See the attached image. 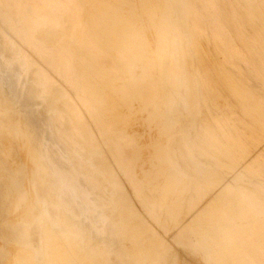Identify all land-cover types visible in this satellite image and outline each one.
Here are the masks:
<instances>
[{"label":"rangeland","instance_id":"rangeland-1","mask_svg":"<svg viewBox=\"0 0 264 264\" xmlns=\"http://www.w3.org/2000/svg\"><path fill=\"white\" fill-rule=\"evenodd\" d=\"M87 1L86 0H79V2H78V0H0V56H1L0 57V116H1L0 117V153L2 154V155L0 154V245H1V248H0V264L10 263V260L13 257L11 255L12 252L9 250V246H8L12 239L19 242L18 243V245L20 244L19 246H23L24 243L28 244L29 250H31L33 253H35L37 251L35 253V258H33V259H35L38 262V264H44V261L46 263L51 264V260H52V264H64L63 263L64 261L65 262L68 261V260H64V258L67 259L69 253L72 254L71 256H69L70 258H72L74 250H76V254L78 255V257L81 260L76 259L73 256V258L71 260L72 261L74 259H76V260H74L73 263L71 260H69L68 264H70V263L71 264H83V263L85 264L86 261L89 264L92 261H93V263H91V264H95V263L100 264V262L102 264V261L104 262L103 264H119V263L120 264H133V263L134 264H138V263L139 264H149V263L150 264H172V261H171L172 258L179 259L178 264H214L213 256H216V258L219 257V256H217V254H219L218 249L223 245V242H222L223 240L221 241V238H222V236H221L222 232H220L221 229L222 230L225 229L228 231L230 230L229 232H232V236L235 237L237 239V241L240 242V244L242 243L243 246L245 245L246 254L249 253L247 251L251 250L250 252H252V253L251 254L249 253L250 255L247 254V255H249L246 259L248 264H264V235H263L264 234V152H263L264 151V142H263L264 141V130H263L264 129V122H263L264 116H261L263 119L260 118V115H264V113H263L264 112L263 111V109H264V104H263V102H264V38H263L264 37V24H263L264 23V21H263L264 16L261 14V10L259 7L260 6L259 5L260 0H254V1L251 0L252 2H250V0L249 1L248 0H171V1L170 0H155L154 2H153V0L152 1L150 0V2H149V0L148 1L147 0L146 1H144V0L138 1L137 0V2H136V0H134V1L133 0H120V2L116 1V0L115 1L114 0H104V1L99 0L100 2H98V0H89V2H91V3L87 2ZM162 1H163V3H162ZM81 2H82V4H81ZM116 2H118L120 5H118V3H116ZM134 2L136 4L137 3L138 4L136 5ZM151 2H153V3H151ZM248 2H250L252 4V6L250 3L247 4ZM164 3L166 5H164ZM212 3L214 4V6L212 5ZM85 4L87 6H85ZM113 4H116V5H113ZM111 5H112V7H110ZM151 5L154 7L153 9H152ZM249 5L252 7V9ZM254 5L256 8H254ZM145 6H147V7H145ZM162 6H164V7L161 8ZM86 7L89 8V10ZM121 7H122V9H121ZM157 8H161V10H163V12L159 9L157 10ZM164 8L167 11H165ZM92 9L95 13L93 11H90ZM139 9H141L142 11L141 10L139 11ZM174 9L176 11H174ZM237 9H238V11H237ZM119 10L122 12H119ZM256 10H258V11H256ZM83 11L85 12V14L83 13ZM151 11H154V12L152 13ZM157 11L163 16H161ZM250 11H251V13H249ZM140 12L141 13L143 12L142 14H144V15H142ZM236 12H238V13L236 14ZM240 12H241V14H240ZM245 12L247 13V15ZM258 12H259V14H258ZM82 13L84 15H82ZM151 13L154 15H151ZM216 13L221 14V19L224 22L223 27L216 25V21H215V17H214V14H216ZM249 14L252 16L250 17ZM256 14H257V16H256ZM156 15H157V17H156ZM258 15L262 16V17H259ZM64 16H66V17H64ZM151 16L155 17V18L153 17L155 21L152 19ZM158 17L160 18V20L158 19ZM147 18H149L148 19L149 21L146 20ZM161 18H163V19H161ZM173 18H174V20H173ZM89 19L93 20L94 23H96L95 21L97 19H100L99 21H97L98 23L95 24V26L96 27L98 26V27L95 28V26L93 25L91 20H90L91 22L87 21ZM101 19L103 20V22ZM150 19L154 22H152ZM161 20H163L164 22H161ZM257 20H260V21H257ZM146 21L149 22L150 24L152 22L151 25L152 26L154 25L152 27V29L154 28V30L155 29L156 30L160 29V30L159 31L158 30L152 31L151 25L149 23H147ZM237 21L242 24V29L243 30L245 29L244 34L247 33L246 34L247 36L243 35V33L240 31L241 29L235 24V22H237ZM155 22L157 24L159 23L158 26ZM160 22L163 24V27H162V24L160 25ZM177 22L180 23L181 25H179ZM256 22H259V23H256ZM89 23H92V24H89ZM110 23H111V25H110ZM115 24H117V25L119 24V25L117 26ZM121 24H122V26H121ZM124 24L126 26H128L127 27L128 29L125 28L126 26L124 27L127 32L122 29ZM87 25H91L92 28H90V29H92V30H93V28L95 29L94 32L91 33L92 35L94 34L93 36L90 34V31L92 32V30L89 29L90 26L88 27ZM101 25H103V27ZM148 25H150V26L148 27ZM155 25L157 26V28H155ZM168 25L170 28L168 27ZM191 25H192V27H190ZM112 26H114V28L115 27H117V28L114 29ZM177 26L179 29L175 28ZM41 27H43L44 30H42ZM104 27H106L107 29H105ZM120 27H121V29H120ZM255 27H257V28H255ZM39 28L41 29L42 32H40ZM135 28L137 29V31ZM48 29L50 30V31H47L48 36H50V37L54 36L53 33H55L56 34V36H54L55 38L49 37L50 38L49 39L48 36L45 35V34H47L46 30H48ZM118 29H119V31H118ZM147 29H148V31H147ZM32 30L35 31V34L33 33ZM37 30L39 31L40 35H39ZM128 30H130V31H128ZM161 30H163V31L160 33ZM167 30L170 32H168ZM36 31H37V35H39L38 37L41 39H38V37L36 35ZM99 31H100V33L98 35ZM132 31H134L136 33L132 32ZM66 32H67V34H66ZM119 32L122 34V36H121V34L118 36ZM62 33H64V34H62ZM114 33L115 34L118 33V34L115 36ZM139 33L140 34L142 33V34L140 35ZM158 33L161 36H159ZM169 33H171L170 34L171 36L169 35ZM59 34H61V36ZM155 34L157 35V37ZM203 34H204V36H203ZM147 35L152 36L154 40L152 39V37H150V36L148 37ZM97 36L99 38H96ZM123 36L126 37V39H124ZM168 36H170V38ZM176 36L179 37L180 39L177 38ZM244 36H246V39L244 38ZM33 37H35V39H33ZM90 37H92L93 39ZM116 37H117V40H116ZM128 37H129V39H128ZM132 37H133V39H132ZM137 37H139V38H137ZM195 37L198 38L199 40H197ZM247 37H249V38L247 39ZM255 37H256V39H255ZM45 38L47 40H42ZM52 38L54 39V43H53ZM51 39H52V41H51L52 44L49 45V41ZM72 39H73V41H72ZM127 39H128V41H127ZM135 39H138V41H137L138 43L135 42L136 41ZM157 39H159V40H157ZM63 40H64V42H63ZM100 40H104L103 41L104 44ZM122 40L126 41V42H122ZM132 40H134L133 43L131 42ZM145 40H146V42H145ZM148 40L153 41L152 42L153 45H151V42H148ZM92 41H94V42L98 41V43L96 44V42H95V44H94V42H92ZM105 41H106V43H105ZM116 41L119 43H117ZM120 41L122 42V44L124 43V45H122L120 43ZM160 41H162V42L164 41V44H162L163 46H165L164 48L160 44V43H162ZM127 42H128V44H127ZM109 43H111V44H109ZM125 43L129 47L126 46ZM129 43H130V45H129ZM131 43L135 44V45H132ZM169 43H170V45H168ZM203 43H205V44H203ZM146 44H148L149 46L148 45L146 46ZM48 45L50 47H48ZM117 45H118V47H117ZM178 45H180V46H178ZM136 46H137V49L135 48ZM157 46L159 48L162 47V49L157 48ZM174 46H176V47H174ZM122 47H124V48H122ZM182 47H184L183 48L184 51H182L183 50ZM128 48H130V49H128ZM133 48H134V50H133ZM146 48L150 49V50H151V48H153L154 49V50L152 49L153 54L148 53L150 50H147ZM201 48H204V52H203V49H201ZM211 48H212V50H211ZM233 48H235V50ZM82 49H84L85 52ZM139 49H140V51H138ZM142 49H144V50H142ZM77 50H79L80 52ZM135 51H136V53H135ZM144 51H146L147 53ZM180 51L182 54L180 53ZM78 52H79V54H78ZM162 52L164 53L165 56H163ZM168 52H169V54H168ZM183 52H185V53H183ZM206 52L209 54V55H207V58H209V56H210V58L208 60L205 56V54H207ZM74 53H76L78 55V57H76V63H74V61H75V56H77V55H74ZM166 53L168 55H166ZM159 54H162V55H159ZM174 54H175V56H174ZM215 54L217 55V57ZM72 55H73V57H72ZM136 55H138V56H136ZM153 55H156V58H154ZM80 56L86 57V58L81 57L83 60V63H84L85 59L87 60V57H88V59H90L87 61L86 65H85V63L80 64V61H81V58H79ZM89 56H91V57H89ZM161 56H163V57L161 58ZM151 57H152V59L154 58L157 61H155L154 59L149 60V59H151ZM138 58H140L139 59L140 61L138 60ZM145 58L148 59L150 64L148 63V61ZM129 59H131V60H129ZM132 59H133V61L135 60L134 63H132ZM160 59H162L161 63H160ZM72 60H73V63L75 65L77 64V66L79 63L78 68L81 67V69L82 68L83 69L81 71H80V68H79V70H77L78 68H75V65L72 63ZM209 60L210 61L212 60V63L214 61L215 64L213 63V67L209 64L210 63ZM218 60H219V63H218ZM25 61H26V63H25ZM116 61H117V63H116ZM136 61H137V63H136ZM138 61H139V63H138ZM144 61L146 64L144 63ZM151 61H153V64L151 63ZM173 61H174V63H173ZM220 61H222V64L220 63ZM224 61L226 64L224 63ZM130 63H132V64H130ZM143 63H144V66H143ZM155 63H158V64L156 65ZM176 63H178V64H176ZM88 64H90V67L93 65V67L90 68L89 66H87ZM121 64L123 66H121ZM147 64H149L150 66ZM154 64L157 66V68H156V66H153ZM165 64H167V66ZM220 64L222 66H219ZM83 65H84V67H87L88 71L90 69H93V70L95 69V71H94L95 75L92 73L93 70L89 71L90 74H88L89 72L85 69L86 73H84ZM214 65H216L215 66L216 69H217V67L222 68L224 66L225 70L223 68H222L223 70L220 68H219L220 70L217 69L218 71L214 70V68H215ZM119 66L121 68H124L122 70L126 69L125 70L126 74H128V73L129 74L127 76H125V72L122 71ZM159 66H161V68H159ZM96 68H97V70H96ZM134 68H137L138 70L137 69H135V70L138 72H136L134 70ZM226 69L229 71V74L231 73L232 76H230L228 74V71ZM74 70H75V72H74ZM79 71L81 72L80 73L81 76L83 75L82 72L84 73L85 78H84V76L82 78L85 80L82 81V79L79 75ZM97 71H99V72H97ZM116 71H118V73ZM133 71L135 72V74ZM155 71H157V73ZM226 71H227V73L225 74ZM30 72H32V73H30ZM122 72L124 75L122 74ZM98 73H99V75H98ZM100 73H101V75H100ZM136 73H138V75H136ZM194 73L196 75V78L193 77ZM104 74H106L108 77H106V75H104ZM113 74H114L115 78L117 77V79H115L112 76ZM220 74H221V77H220ZM119 75L122 76V78ZM91 76H92V79H91ZM93 76L94 77L96 76V79ZM151 76H152V79H151ZM156 76H158L157 78L159 80L156 78ZM27 77L28 78L30 77V79L27 80ZM86 77H88V78H86ZM100 77L101 78L106 77L104 79L106 82L103 79L100 80L99 79ZM111 77H112V80H111ZM160 79H161V81H160ZM90 80L92 81V83H91L92 86L90 85ZM93 80H95V82ZM20 81H21V83H20ZM86 81H88V84L86 83ZM236 81H237V83H236ZM26 82H28L29 85ZM30 82L32 84L35 82L36 84L34 83L32 85ZM39 82H40V84H39ZM93 82L95 84H93ZM96 82H98V83H96ZM162 82H164V83L162 84ZM82 83L86 84L85 85L86 88L88 86H90V87H88L90 89H86L85 87H82L83 86ZM124 83H125V85H124ZM105 84H107V86ZM224 84H225V86H227L226 88H225ZM102 85H104V86H102ZM154 85H155V87H154ZM159 85H160V87H159ZM31 86H33V87H31ZM108 86H111V87L108 88ZM236 86L237 87L239 86L238 88H240V89H238ZM254 86H256V87H254ZM93 87H94V89H93ZM83 88H85V89H83ZM91 88H92V90H91ZM97 88L101 89V90H99L100 92L97 90ZM102 88H103V90H102ZM253 88H256V89L253 90ZM158 89H159V91H158ZM47 90H49V91H47ZM83 90H85L86 93L89 94V96ZM108 90H110V91H108ZM233 90H236V91H233ZM53 91H55V92L53 93ZM73 91H75V92L73 93ZM46 92L47 93L49 92V95ZM101 92L102 93L104 92L103 94H105V95L107 94V96L109 95L110 97L104 96L103 94H101ZM208 92L213 94L214 97L218 98L216 100L217 102L215 101L214 98H212L214 100L211 99V94H209ZM90 93L93 96H90ZM110 93H111V95H110ZM225 93H227V94H225ZM231 93H233V94H231ZM73 94H75V95H73ZM157 94H159L160 96ZM188 94H189V96H188ZM57 95H59V96H57ZM98 95H100L99 96L100 98L102 96V100L98 97ZM68 96H70V97H68ZM115 96L120 100H118L117 98L115 99ZM162 96L165 99H163ZM219 96L221 97V100L219 99L220 98ZM92 97L94 99H92ZM158 97H159V99H158ZM95 98H97L100 101H98ZM105 98H107V99H105ZM156 98H157V101H156ZM103 99H104V101H103ZM108 99H109V101H106ZM114 99L119 101V106L116 105L115 108H111V107H114L112 105L113 104L112 102ZM160 99L161 100L163 99L162 101H165V102L164 103L161 102L162 103L161 104ZM223 99L227 100L228 102L223 101ZM51 100H53V101H51ZM218 100L221 101L222 104L219 103ZM120 101L121 102L123 101V102L121 103ZM212 101H214L213 102L214 105H211V104H213V103H211ZM240 101H242V102H240ZM261 101H263L262 104H261ZM53 102H54V104H53ZM102 102H104V103H102ZM157 102H159V103H157ZM225 102H227L228 105ZM33 103H35V104H33ZM90 103L91 104L97 103V105L100 103L101 106L99 104L98 106H100V107L97 109L98 106L96 108L94 107V106H96V104L90 105ZM110 103L112 105L111 107H109ZM139 103L142 105L141 107H140ZM215 103L216 104L219 103L220 105H217L215 107ZM224 103L226 104L227 108L225 107ZM48 104H49V106H48ZM106 104H109V105L106 106ZM68 105H69V107H68ZM136 105H138L139 108H137ZM156 105H157V107H156ZM161 105H163V106H161ZM234 105H236L237 107ZM240 105H242V106H240ZM59 106H61V107H59ZM108 107L111 110H109ZM135 107L137 109H134ZM155 107H156V109H155ZM159 107H161V108L163 107L164 109L162 108L163 109L162 110L160 108L161 109L160 110ZM202 107H204V109ZM217 107H218V109H217ZM59 108H61V109H59ZM69 108H70V110H69ZM104 108H105V110H104ZM124 108H125V110H124ZM131 108L133 110H131ZM157 108L160 111H157ZM165 108H167V109H165ZM116 109L118 110V112H120L119 113L120 116H118V112L116 111ZM223 109H224V111H221V113H220L219 111L223 110ZM225 109H226V111H225ZM240 109H242V110H240ZM165 110H167L166 111L167 113H165ZM252 110H254L255 112ZM102 111H103V113H102ZM122 111L124 112L123 113L124 115H125V113L127 115L122 116L121 115ZM258 111L261 114H259ZM114 112H116L117 114L114 115L113 114ZM158 112H160L159 113L160 115L158 114ZM4 113H7V114H4ZM106 113H109V114L112 113L115 117L117 116V119L112 114L110 115L112 118L110 119V116L108 118V114H106ZM135 113L137 115H135ZM161 113L163 115L165 113L166 117L163 116ZM217 113H218V115H217ZM257 113H258V115H257ZM42 115H43V117H42ZM230 115H231V117L229 118ZM44 117H46L45 118L46 121L43 120ZM134 117H137V118H134ZM41 118H42V120H41ZM48 118H50V121ZM57 118L60 120H57ZM119 118L122 121L121 125H124L123 127L122 126L120 127V119ZM148 118H149V120H148ZM171 118H173L174 120ZM118 119H119V121H118ZM129 119H130V121L132 119L133 122L131 121L132 122L131 123L129 121ZM62 120H64L65 122H63ZM49 122H50V124H49ZM78 122H79V125H78ZM125 122L129 123L126 125H128V126L131 125L132 127L131 126L127 127L124 124ZM218 122L220 123V125ZM55 123H56V125H58V127H56ZM178 123H180V124L178 125ZM117 125L119 126V128ZM255 125H257V127ZM125 126L127 127L126 130H125V128H126ZM258 127H259V130H258ZM43 128H45V129H43ZM83 128L86 130L84 131ZM122 128L125 130V132L127 134L130 132L129 135H127V134L119 135L121 133L124 134V132H123L124 130H122ZM128 128H130L129 131H128ZM41 129L44 130V134H42ZM119 129H121V130H119ZM53 130L54 131L58 130L60 136H62V137L70 138L71 139L70 142L73 140L72 142L75 145V146L73 144H71V146L67 145L66 146L67 147V153L60 151L58 154V160H60V162H59L60 167H66V165L69 166L70 164L72 165L71 169H68V167H67L64 169L62 168V170H64L65 173H67V171L69 170L70 171L69 172L70 177H71V173H72V175L74 176L73 180L75 181V188L73 190V196H72V194H70L69 195L70 198H69L67 195L68 187L65 186V188L63 189V190H65L64 193H63V190L61 189V190L56 191L58 193H55L52 196L53 200H51V205L50 204L44 205V203H41L39 200H37V198H35L34 195H32V193L30 192L32 190H35V186H34L35 181H36L35 180L36 179L35 174L37 171V170H35L36 169L35 166H36V164L41 163V162H39V160H37V158L39 157V154H42L41 152L36 153V149L38 148V146H36L35 143H36V139L39 140V137H42V135H44L45 138H48V137L51 138L52 136H55ZM261 130H263V131H261ZM82 131H84V132H82ZM257 131H259V132H257ZM110 135H111V137H110ZM159 135L161 138L159 137ZM154 136H155V138H154ZM156 136H158V137L156 138ZM108 137H110V138H108ZM162 137L164 138V140L165 139L166 140L164 141ZM95 138H96V140H95ZM160 139H161V142H160ZM165 142H166V144H165ZM169 142L171 143L173 148ZM93 143L96 146H92ZM160 143L161 144L163 143L161 146L164 149L161 148V146L159 147ZM177 143L179 145L180 144L181 145L179 146ZM21 144H23V145H21ZM81 144L84 146V148ZM106 144H107V146H106ZM111 144H112V146H111ZM115 144H116V148L114 146ZM133 144L135 145V147L133 146ZM157 145H158V147H157ZM30 146L34 152L32 150L30 151ZM85 146H86V148H85ZM88 147H90V148H88ZM186 147H188V148H186ZM157 148L162 149L163 153H162V150L161 151L157 150ZM174 148L177 150L176 156H175V154H173V153H175ZM41 149L42 148L39 146V150H41ZM133 149H135L134 151L137 154L136 156H133L135 153L133 151ZM172 149H173V153L171 152ZM91 150H93V151H91ZM137 150H139V151H137ZM156 150H157V152H156ZM79 151L81 152L82 155L79 153ZM158 151H160L163 154V159L165 156V159H164L165 161L164 160L160 161V159H162V158H160L158 160L160 163L157 161V159L160 156L162 157V154L160 152H159L160 154H158ZM169 151H170V154H169ZM153 152H155V153H153ZM164 152H165V155H164ZM77 153H79V154H77ZM94 154H96V155H94ZM85 155H86V157H85ZM87 155L88 156L92 155V157L89 158ZM138 155H139V157H138ZM49 156H50V154H49ZM113 156H115V157H113ZM177 156H178V158H177ZM150 157H152V158L150 159ZM154 157L157 159H155ZM95 159L96 160L99 159L98 160L99 162L96 161ZM149 159H150V161H152V159L156 160L155 163L158 162V164L156 165L154 163V161L149 162ZM171 159L175 162H173ZM177 159H179V160H177ZM94 161H96V162H94ZM161 162H163V164ZM166 162L168 164V165L166 164L167 167L165 165ZM172 162L175 163V166ZM176 162L178 164L181 163L177 167L179 169L176 168V166L178 165ZM134 164H135V166H134ZM151 164H153V167ZM158 165H160V167ZM157 166L160 169L158 168L159 170L158 169H155V170L159 171V173L162 175L163 179L161 178V175L159 176V173L155 172V170H154V168H157ZM129 167H130V169H129ZM161 167H164L162 169H165V168H167V169H165L163 171V170H161ZM182 167L184 169H182ZM96 168L98 170L101 169L100 170L101 173L99 174L98 177L94 174V171ZM144 168L146 170H144ZM166 170L169 172H167ZM104 171H107V172H104ZM131 171H132V173L134 172V174H133L134 177L132 176ZM160 171H163V172H160ZM152 172H155L156 176H155V173H152ZM164 172L166 173V175L163 174ZM210 172H212V173H210ZM215 172H217V173H215ZM171 173H172L173 177H171L172 176ZM195 173H196V175H195ZM146 174H148V175H146ZM153 175L155 177H152ZM167 175H168V177H167ZM175 175H178V177ZM207 175H208V177H207ZM93 176H95V177H93ZM157 176H159V177H157ZM180 176H182L183 178ZM28 177H29V179H28ZM204 177H206V178H204ZM153 178H155V179L153 180ZM172 178L173 179L175 178L176 182H174L175 180H172ZM181 178H182V182H181ZM157 179L161 180L162 183L165 182L163 185L169 184L170 186H172L171 189L173 187L178 189V186H179V189L181 190L183 187V184H185V181H186V184L184 186L187 185V182H188V185L189 184H191V185H189L190 186V187H188L189 189L186 188L187 186L185 188H183L182 189L183 191L181 190L182 192L179 191L180 193L177 192V190H176L175 191V192H177V194H176V193H172V192H174L175 189L174 190L172 189L173 190L172 191L170 189V186H163L161 183H159L160 181H157ZM111 180H113L115 183L110 182ZM164 180H167V181H164ZM218 180H220V181H218ZM66 181H67V178H65V182ZM70 181H71V178H70ZM82 181H84L83 182L84 184L81 183ZM168 181H171L172 183L171 182L169 183ZM173 182L176 185H174ZM12 183H14L16 185L15 187L17 188V192L14 195L17 198L16 202L11 201L12 196L10 198L6 199L7 190L9 188V186H11ZM154 183L157 184V185H155L154 188L156 189V191L158 190V193L156 191L154 193L159 194L161 192L163 193V191H164L165 197H163L164 196L163 194H159V195H163L161 197L157 194L151 195V193H153L152 191L155 189L153 187H150V185L152 184L151 186H153ZM171 184H173V185H171ZM88 185L90 186V189L88 188L89 187ZM107 185H109V192H111V195H112L110 197L108 196L109 192L107 189L108 188ZM105 186H107V187H105ZM139 186H140V188H139ZM160 186L162 187L163 191H161L162 189H160ZM242 187H244L245 190H244V188L242 189ZM152 188H153V190H152ZM248 188L253 189V190H249ZM28 189H30V191ZM147 189H149V191ZM184 189L185 190L188 189L187 191H189V192H187L188 193V198L186 197L187 199L185 198V195L187 196V193L184 191ZM146 190L148 192H146ZM165 190L168 193H166ZM255 190H257V191H255ZM23 191L27 195H25L23 193ZM208 191H209V193H208ZM118 192H119V195H118ZM18 193H20V194H18ZM30 193L33 197H31ZM173 194H175V196ZM210 194L212 196L214 195L213 200L211 199L212 197H209ZM231 194H233V195H231ZM201 195H203V196L201 197ZM221 195L223 197H221ZM55 196H56V198H55ZM152 196H154L155 200L153 198H151ZM172 196L175 200L172 198ZM226 196H227V198H226ZM260 196H263V197H260ZM15 197H14V200H15ZM107 197H109V199ZM147 197L148 198L150 197V198L148 199ZM157 197L159 198V201L157 200L158 199ZM166 197L168 200L166 199ZM180 197H182L181 199L185 198L184 201L181 200V202L183 201L182 203L180 202V199H179ZM64 198H65V200H64ZM72 198L74 200L73 202H72ZM28 199L30 202H28ZM163 199H164V201H162ZM207 199L209 200V202H207ZM210 199H211V201H210ZM147 200H150V201H147ZM195 200H197V201L195 202ZM31 201H32V203H31ZM122 201H124V202H122ZM167 201L169 202V204ZM185 201H187V202L185 203ZM27 202L29 204L31 203L34 207L41 209L38 211V213L35 216H33V219H31L30 221L28 220V218H26V215L24 213L18 214L19 210L21 209L20 207L26 205L25 203H27ZM158 202H160V203L162 202L163 206ZM166 202L168 205L171 204L170 206H172V208L169 206L170 210H169V207L166 204ZM230 202H232V204ZM15 203L18 204V206H19L17 210H13V205ZM22 203H23V205H22ZM176 203H178V204H176ZM179 203H181V205ZM183 203H185V204H183ZM205 203H206V205H205ZM239 203H241V205ZM243 203H244V206H243ZM202 204H203V206H202ZM164 205H166V206H164ZM176 205L177 206L179 205L181 207L184 206V207L180 208L178 206L179 209H177L178 207ZM186 205H188V207ZM175 206H176V208H174ZM124 207H126V208H124ZM159 207L161 210L158 211ZM161 207H163V208L165 207V209H163ZM186 207H187V209H185ZM44 209H45V214L43 211ZM172 209H174V210H172ZM204 209L207 211H204ZM9 210H10V212H9ZM127 210H128V212H127ZM165 210L168 211V213L171 211H173V212L169 213L170 216H167L166 215L167 212ZM179 210H180V212L183 213V215H184L183 217H181L182 213L180 214L178 212ZM234 210H236V211L238 210V211L236 212ZM56 211L58 214L56 213ZM163 211H165L166 213H164ZM213 211H215V212H213ZM116 212H117V214H116ZM153 212H155V213L153 214ZM162 212L164 215L162 214ZM176 212L178 213V215ZM173 213L174 214L176 213V215H174ZM184 213H187V215ZM207 213H209V214H207ZM14 214L16 216H18V215L19 216L15 217V219H14V218H12L14 216ZM124 215H125V217L123 218ZM157 215H160V216H158L159 218L157 217ZM188 215H190V216L188 217ZM94 216H96V218ZM118 216H119V218H118ZM155 216L157 218H155ZM172 216H180V217H177L179 221H177V219H176L175 221L177 223L175 222V224L171 225V227H170L169 224L170 223L173 224V222H174L173 218H176V217L170 218ZM202 216H203V219H202ZM230 216L232 217V219ZM10 218H12V220H9ZM180 218H182V221L180 220ZM210 218H212V219H210ZM236 218H237V220H236ZM128 219H130L131 221ZM184 219H186V220H184ZM112 220H113V222H112ZM169 220H171L173 222H171ZM223 220H224V222H223ZM21 221H24L26 223L21 222ZM68 221H70V222H68ZM184 221H185V224H184ZM205 221H207V222L203 223ZM215 221H217V222H215ZM29 223H30V225H29ZM83 223H84V225L88 224L87 230H86L87 226L85 227L83 225ZM210 223H212V224L210 225ZM219 223H221V224H219ZM32 225H33V227H32ZM108 225H109V227H108ZM195 225H196V227H195ZM224 226H225V228H224ZM82 227H83V229H82ZM23 228H25L27 233H29L28 237L25 239L22 237ZM190 228L193 230L194 229L196 230V228H197V230H198L197 233H198L199 237H198L197 233L195 234V238L197 239V245H198L197 250H196L197 252L196 251H194V252L189 251L187 246H184V247L181 246L180 248L178 247L179 246L178 245L179 240H182L185 242L188 239V237L190 236L188 233V230ZM108 229H109V231H108ZM136 230H138V231H136ZM232 230L235 232H233ZM48 231H49V233H47ZM203 231H205V232H203ZM214 232H216V233H214ZM134 233H136V234H134ZM204 233H206L207 235ZM50 235H52V236H50ZM201 235H203L201 237L202 239L200 238ZM86 236H88V237H86ZM68 237L72 241V242L69 241L70 242L69 244L67 242L68 247H70L71 243L74 244V242L77 245L74 246L75 247L74 248L73 245L71 244V247L69 249H71L73 247L72 248L73 250H70V252L67 254L66 251H69V250L66 247H64L63 242L66 245L65 240L68 241ZM149 237H151V238H149ZM203 237H204L205 241H204ZM209 237H210V239H209ZM219 237H220V239H219L220 241H213V239L217 240V238H219ZM32 238L36 239L37 241L33 240ZM93 238H95V239H93ZM121 238H123L124 241ZM158 238L161 241H158L159 240ZM50 239L57 242V245L60 246V247L59 246L58 247L61 251L63 249L65 250V251H62L61 253H59L60 250L58 249L59 250L58 254L59 255L61 254L60 256L63 255L64 256V258H63V256L60 257L56 253L57 249L52 248V250L55 249V253L58 255V256H56V258H58L57 262L55 261L56 260L55 257H54V259H55L54 260V259H52V256H51L52 253L54 252V250L52 252H51V250H49V246H52V244L54 243V241H52ZM199 239H201L202 241ZM19 240H21V241H19ZM45 240L47 243L45 242ZM57 240H59V241H57ZM61 240L62 241L64 240V241L62 242ZM103 240H105V241H103ZM199 241H200V243L201 242H204V243H201L202 244L201 245V244H199ZM93 242H94V244H93ZM103 242H105V243H103ZM154 242H156V243H154ZM207 242L208 243L210 242L211 246ZM214 242H216V244ZM217 242H220L221 245ZM59 243L63 246H61ZM136 243H138V244L136 245ZM126 244H127V247H126ZM109 245H111V246H109ZM212 245H214V246H212ZM115 246L118 248H116ZM152 246H154L155 248H152ZM207 246H209V247H207ZM46 247H47V250H45ZM100 247H102V248H100ZM247 247H249V248H247ZM61 248H63V249H61ZM76 248H78V249H76ZM87 249H89V250H87ZM77 250H79V252ZM161 250H163V251H161ZM39 251H41L42 253ZM45 251L48 252V255L46 254ZM86 251L90 255L92 254L94 257V258H92V261L90 260V262H88V259H85L86 261L84 260L85 257L86 258L89 257V259H91V257H92V255L89 256V254H87ZM64 252L66 253L67 257H65ZM215 252L217 254H215ZM223 252L227 253V251H225V250ZM55 253H53V255ZM226 253H224V254L227 255V257H231V258L227 259V262H226V260H225L226 257L224 259L225 255H223V259L225 260V262L227 264H230L231 262L233 263V260H235L236 255H234V253L229 252L230 254L228 256V254H226ZM84 254H86V256ZM154 254H156V255H154ZM231 254H233V256ZM43 255L46 258H44ZM170 255H171V258H170ZM82 256H84L83 259H82ZM154 257H155V259H152ZM60 258H63V260H64L63 262L61 261L62 263L59 261ZM168 258H170V259H168ZM43 259H48V260L46 261ZM83 260H84V262H83ZM96 260H100V262L96 261ZM151 260H152V262H151ZM228 260L229 261L231 260V262L229 263ZM235 262L237 263V260H235L233 264H236ZM224 263L222 261V264H224ZM26 264H31L30 259L29 260L26 259Z\"/></svg>","mask_w":264,"mask_h":264},{"label":"bare ground","instance_id":"bare-ground-1","mask_svg":"<svg viewBox=\"0 0 264 264\" xmlns=\"http://www.w3.org/2000/svg\"><path fill=\"white\" fill-rule=\"evenodd\" d=\"M86 1H87V0H86ZM103 1H104V0H103ZM114 1H115V0H114ZM116 1H119V2H120V0H116ZM133 1H134V0H133ZM138 1H139V0H138ZM144 1H146V0H144ZM147 1H148V0H147ZM151 1H152V0H151ZM154 1H155V0H153V2H154ZM170 1H171V0H170ZM248 1H249V0H248ZM253 1H254V0H253ZM78 2H79V0H78ZM87 2H89V0H88ZM98 2H100V1L98 0ZM121 2H122V1H121ZM136 2H137V0H136ZM140 2H141V1H140ZM149 2H150V0H149ZM153 2H151V3H153ZM164 2H165V1H164ZM236 2H237V1H236ZM250 2H252V1L250 0ZM250 2H248L247 4H249ZM259 2H260V3H259V5H260L259 7H260V10H261V14L264 16V0H260ZM84 3H85V2H84ZM84 3H83V4H84ZM89 3H91V2H89ZM116 3H118V2H116ZM134 3H135V2H134ZM144 3H145V2H144ZM162 3H163V1H162ZM205 3H206V2H205ZM254 3H255V2H254ZM79 4H80V3H79ZM81 4H82V2H81ZM86 4H87V3H86ZM86 4H85V6H87ZM110 4H111V3H110ZM135 4H136V3H135ZM137 4H138V3H137ZM137 4H136V5H137ZM167 4H168V3H167ZM250 4H251V3H250ZM59 5H60V4H59ZM113 5H116V4H113ZM118 5H120V4L118 3ZM145 5H146V4H145ZM148 5H149V4H148ZM154 5H155V4H154ZM164 5H166V4L164 3ZM171 5H172V4H171ZM171 5H170V6H171ZM212 5L214 6L213 3H212ZM65 6H66V5H65ZM139 6H140V5H139ZM139 6H138V7H139ZM159 6H160V5H159ZM232 6H233V5H232ZM245 6H246V5H245ZM249 6H250V5H249ZM251 6H252V4H251ZM251 6H250V7H251ZM110 7H112V5H111ZM145 7H147V6H145ZM151 7H152V9L154 8L152 5H151ZM163 7H164V6H162L161 8H163ZM168 7H169V6H168ZM172 7H173V6H172ZM178 7H179V6H178ZM46 8H47V7H46ZM86 8H87V7H86ZM103 8H104V7H103ZM155 8H156V7H155ZM161 8H157V10H158V9L161 10ZM175 8H176V7H175ZM254 8H256L255 5H254ZM84 9H85V8H84ZM87 9L89 10V8H87ZM100 9H101V8H100ZM107 9H108V8H107ZM110 9H111V8H110ZM121 9H122V7H121ZM124 9H125V8H124ZM235 9H236V8H235ZM251 9H252V7H251ZM101 10H102V9H101ZM140 10H141V9H139V11H140ZM150 10H151V9H150ZM164 10H165V8H164ZM169 10H170V9H169ZM90 11H93V9L90 10ZM141 11H142V10H141ZM161 11L163 12V10H161ZM165 11H167V10H165ZM174 11H176V10L174 9ZM237 11H238V9H237ZM243 11H244V10H243ZM256 11H258V10H256ZM63 12H64V11H63ZM87 12H88V11H87ZM93 12H94V11H93ZM119 12H122V11L119 10ZM151 12L153 13L154 11H151ZM157 12H158V11H157ZM83 13L85 14L84 11H83ZM83 13H82V15H84ZM94 13H95V12H94ZM140 13H141V12H140ZM142 13H143V12H142ZM142 13H141V14H142ZM152 13H151V15H154V14H152ZM155 13H156V12H155ZM158 13H159V12H158ZM166 13H167V12H166ZM166 13H165V14H166ZM237 13H238V12H236V14H237ZM245 13H246V12H245ZM249 13H251V11H250ZM253 13H254V12H253ZM63 14H64V13H63ZM87 14H88V13H87ZM116 14H117V13H116ZM159 14H160V13H159ZM163 14H164V13H163ZM240 14H241V12H240ZM258 14H259V12H258ZM64 15H65V14H64ZM82 15H81V16H82ZM90 15H91V14H90ZM90 15H89V16H90ZM142 15H144V14H142ZM157 15H158V14H157ZM157 15H156V17H157ZM160 15H161V14H160ZM246 15H247V13H246ZM246 15H245V16H246ZM249 15H250V14H249ZM86 16H87V15H86ZM96 16H97V15H96ZM161 16H163V15H161ZM167 16H168V15H167ZM167 16H166V17H167ZM171 16H172V15H171ZM176 16H177V15H176ZM251 16H252V15H250V17H251ZM256 16H257V14H256ZM258 16H259V15H258ZM64 17H66V16H64ZM90 17H91V16H90ZM98 17H99V16H98ZM105 17H106V16H105ZM151 17H152V16H151ZM151 17H150V18H151ZM153 17H154V16H153ZM153 17H152V19L154 20L155 17H154V18H153ZM214 17H215L216 25H217V26H220V27H223V26H224V22H223L222 19H221V14L216 13V14H214ZM254 17H255V16H254ZM259 17H262V16H259ZM88 18H89V17H88ZM91 18H92V17H91ZM99 18H100V17H99ZM131 18H132V17H131ZM143 18H144V17H143ZM252 18H253V17H252ZM64 19H65V18H64ZM95 19H96V18H95ZM118 19H119V18H118ZM148 19H149V18H147L146 20L149 21ZM158 19L160 20L159 17H158ZM158 19H157V20H158ZM161 19H163V18H161ZM176 19H177V18H176ZM258 19H259V18H258ZM90 20H91V19H89V20H87V21H89V22L92 21L93 25L95 26V24L98 23L97 21H99L100 19H97V20L95 21L96 23H94L93 20H91V21H90ZM101 20H102V19H101ZM105 20H106V19H105ZM110 20H111V19H110ZM142 20H143V19H142ZM150 20H151V19H150ZM173 20H174V18H173ZM179 20H180V19H179ZM262 20H263V19H262ZM58 21H59V20H58ZM84 21H85V20H84ZM119 21H120V20H119ZM125 21H126V20H125ZM139 21H140V20H139ZM147 21H146V22H147ZM151 21H152V20H151ZM154 21H155V20H154ZM154 21H152V22H154ZM242 21H243V20H242ZM255 21H256V20H255ZM257 21H260V20H257ZM263 21H264V20H263ZM40 22H41V21H40ZM100 22H101V21H100ZM102 22H103V20H102ZM109 22H110V21H109ZM114 22H115V21H114ZM152 22H151V24H152ZM157 22H158V21H157ZM161 22H164V21L161 20ZM161 22H160V25L162 24ZM170 22H171V21H170ZM243 22H244V21H243ZM92 23H89V24H92ZM129 23H130V22H129ZM141 23H142V22H141ZM147 23H149V22H147ZM155 23H156V22H155ZM172 23H173V22H172ZM172 23H171V24H172ZM174 23H175V22H174ZM177 23H178V22H177ZM256 23H259V22H256ZM260 23H261V22H260ZM39 24H40V23H39ZM87 24H88V23H87ZM99 24H100V23H99ZM113 24H114V23H113ZM142 24H143V23H142ZM142 24H141V25H142ZM149 24H150V23H149ZM151 24H150V25H151ZM153 24H154V23H153ZM156 24H157V23H156ZM158 24H159V23H158ZM158 24H157V26H158ZM178 24L181 25L180 23H178ZM235 24L241 29L240 31L243 33V35H246V34H247V33L244 34V30H245V29H244V30L242 29V24H241V23H239V22L237 21V22H235ZM263 24H264V23H263ZM263 24H262V25H263ZM69 25H70V24H69ZM93 25H92V26H93ZM103 25H104V24H103ZM103 25H101V26L103 27ZM110 25H111V23H110ZM115 25H117V24H115ZM118 25H119V24H118ZM118 25H117V26H118ZM150 25H148V27H149ZM165 25H166V24H165ZM257 25H258V24H257ZM65 26H66V25H65ZM87 26H88V27L90 26L89 29L92 28L91 25H87ZM94 26H93V27H94ZM104 26H105V25H104ZM121 26H122V24H121ZM125 26H126V25L124 24V26H123V28H122L123 30H125V28L128 27V26H126V27H125ZM153 26H154V25H153ZM153 26L151 25V29H152ZM157 26L155 25V28H157ZM166 26H167V25H166ZM174 26H175V25H174ZM231 26H232V25H231ZM243 26H244V25H243ZM34 27H35V26H34ZM97 27H98V26H97ZM97 27L95 26V28H97ZM99 27H100V26H99ZM106 27H107V26H106ZM106 27H104V28L107 29ZM112 27L114 28V26H112ZM124 27H125V28H124ZM130 27H131V26H130ZM146 27H147V26H146ZM160 27H161V26H160ZM160 27H159V28H160ZM162 27H163V24H162ZM168 27H169V25H168ZM180 27H181V26H180ZM190 27H192V25H191ZM259 27H260V26H259ZM32 28H33V27H32ZM41 28H42V30H44L43 27H41ZM45 28H46V27H45ZM47 28H48V27H47ZM70 28H71V27H70ZM86 28H87V27H86ZM115 28H117V27H115ZM115 28H114V29H115ZM131 28H132V27H131ZM133 28H134V27H133ZM136 28H137V27H136ZM136 28H135V29H136ZM169 28H170V27H169ZM175 28H178V26L175 27ZM255 28H257V27H255ZM36 29H37V28H36ZM57 29H58V28H57ZM57 29H56V30H57ZM59 29H60V28H59ZM100 29H101V28H100ZM120 29H121V27H120ZM127 29H128V28H127ZM139 29H140V28H139ZM145 29H146V28H145ZM173 29H174V28H173ZM178 29H179V28H178ZM39 30H40V32H42L40 28H39ZM61 30H62V29H61ZM70 30H71V29H70ZM90 30H92V29H90ZM94 30H95V29L93 28L92 32L90 31V34L93 33ZM101 30H102V29H101ZM130 30H131V29H130ZM130 30H128V31H130ZM157 30H158V29H157ZM157 30H156V29L154 30V28L152 29V31H157ZM159 30H160V29H159ZM159 30H158V31H159ZM192 30H193V29H192ZM206 30H207V29H206ZM233 30H234V29H233ZM32 31H33V30H32ZM37 31H38V30H37ZM37 31H36V35H37ZM47 31H50V30H49V29L46 30V33H47ZM88 31H89V30H88ZM110 31H111V30H110ZM116 31H117V30H116ZM118 31H119V29H118ZM118 31H117V32H118ZM125 31H126V30H125ZM136 31H137V29H136ZM145 31H146V30H145ZM145 31H144V32H145ZM147 31H148V29H147ZM149 31H150V30H149ZM162 31H163V30H161L160 33H161ZM167 31H168V30H167ZM176 31H177V30H176ZM178 31H179V30H178ZM227 31H228V30H227ZM111 32H112V31H111ZM120 32H121V31H120ZM120 32H119V34L117 33L118 36L121 34ZM126 32H127V31H126ZM132 32H134V31H132ZM168 32H170V31H168ZM168 32H167V33H168ZM251 32H252V31H251ZM33 33L35 34V31H33ZM38 33H39V31H38ZM52 33H53V32H52ZM99 33H100V31L98 32V35H99ZM104 33H105V32H104ZM108 33H109V32H108ZM112 33H113V32H112ZM124 33H125V32H124ZM124 33H123V34H124ZM134 33H136V32H134ZM148 33H149V32H148ZM3 34H4V33H3ZM44 34H45V33H44ZM50 34H51V33H50ZM50 34H49V35H50ZM53 34H54V36H56L55 33H53ZM62 34H64V33H62ZM66 34H67V32H66ZM114 34H115V33H114ZM117 34H115V36H116ZM139 34H140V33H139ZM141 34H142V33H141ZM141 34H140V35H141ZM149 34H150V33H149ZM158 34H159V33H158ZM164 34H165V33H164ZM170 34H171V33H169V35H170ZM31 35H32V34H31ZM39 35H40V33H39ZM39 35H37V37H38ZM45 35L48 36V33L45 34ZM45 35H44V36H45ZM59 35L61 36V34H59ZM81 35H82V34H81ZM91 35H92V34H91ZM93 35H94V34H93ZM93 35H92V36H93ZM96 35H97V34H96ZM101 35H102V34H101ZM103 35H104V34H103ZM126 35H127V34H126ZM134 35H135V34H134ZM134 35H133V36H134ZM155 35H156V34H155ZM173 35H174V34H173ZM251 35H252V34H251ZM261 35H262V34H261ZM47 36H46V37H47ZM54 36H51V37L55 38ZM60 36H59V37H60ZM109 36H110V35H109ZM121 36H122V34H121ZM138 36H139V35H138ZM147 36H148V35H147ZM149 36H150V35H149ZM149 36H148V37H149ZM153 36H154V35H153ZM159 36H161V35L159 34ZM164 36H165V35H164ZM170 36H171V35H170ZM170 36H168V37L170 38ZM180 36H181V35H180ZM203 36H204V34H203ZM246 36H247V35H246ZM246 36H244L245 39H246ZM37 37H36V38H37ZM49 37H50V36H48V38H49ZM51 37H50V38H51ZM67 37H68V36H67ZM71 37H72V36H71ZM100 37H101V36H100ZM123 37H124V36H123ZM134 37H135V36H134ZM150 37H152V36H150ZM156 37H157V35H156ZM176 37H177V36H176ZM252 37H253V36H252ZM260 37H261V36H260ZM43 38H44V37H43ZM50 38H49V39H50ZM53 38H52V39H53ZM82 38H83V37H82ZM90 38H92V37H90ZM94 38H95V37H94ZM96 38H99V37L97 36ZM121 38H122V37H121ZM135 38H136V37H135ZM137 38H139V37H137ZM161 38H162V37H161ZM177 38H179V37H177ZM192 38H193V37H192ZM195 38H196V37H195ZM195 38H194V39H195ZM248 38H249V37H247V39H248ZM263 38H264V37H263ZM24 39H25V38H24ZM33 39H35V37H33ZM38 39H41V38L38 37ZM52 39L49 41V45L52 44V42H51ZM57 39H58V38H57ZM92 39H93V38H92ZM101 39H102V38H101ZM124 39H126V37H124ZM124 39H123V40H124ZM128 39H129V37H128ZM128 39H127V41H128ZM132 39H133V37H132ZM140 39H141V38H140ZM152 39H153V37H152ZM163 39H164V38H163ZM179 39H180V38H179ZM196 39L199 40L198 38H196ZM202 39H203V38H202ZM207 39H208V38H207ZM255 39H256V37H255ZM42 40H47V39L45 38V39H42ZM94 40H95V39H94ZM116 40H117V37H116ZM119 40H120V39H119ZM123 40H122V42H126V41H123ZM130 40H131V39H130ZM135 40H136L135 42L138 43V42H137L138 39H135ZM153 40H154V39H153ZM157 40H159V39H157ZM169 40H170V39H169ZM177 40H178V39H177ZM184 40H185V39H184ZM236 40H237V39H236ZM72 41H73V39H72ZM100 41H102V43H103L104 40H100ZM133 41H134V40H132L131 42L133 43ZM175 41H176V40H175ZM205 41H206V40H205ZM63 42H64V40H63ZM68 42H69V41H68ZM92 42H94V41H92ZM95 42H96V41H95ZM95 42H94V44H95ZM116 42H117V41H116ZM122 42L120 41L121 44H122ZM129 42H130V41H129ZM145 42H146V40H145ZM148 42H151V45H153V44H152L153 41H149V40H148ZM160 42H162V41H160ZM176 42H177V41H176ZM198 42H199V41H198ZM209 42H210V41H209ZM53 43H54V39H53ZM97 43H98V41L96 42V44H97ZM105 43H106V41H105ZM117 43H119V42H117ZM132 43H131V44H132ZM154 43H155V42H154ZM157 43H158V42H157ZM177 43H178V42H177ZM201 43H202V42H201ZM210 43H211V42H210ZM47 44H48V43H47ZM74 44H75V43H74ZM79 44H80V43H79ZM99 44H100V43H99ZM99 44H98V45H99ZM103 44H104V43H103ZM107 44H108V43H107ZM109 44H111V43H109ZM121 44H120V45H121ZM125 44H126V43H125ZM127 44H128V42H127ZM127 44H126V46H128ZM140 44H141V43H140ZM160 44H161V45L164 44V41H163L162 43H160ZM203 44H205V43H203ZM49 45H48V47H50ZM64 45H65V44H64ZM105 45H106V44H105ZM105 45H104V46H105ZM113 45H114V44H113ZM122 45H124V43H123ZM129 45H130V43H129ZM132 45H135V44H132ZM138 45H139V44H138ZM138 45H137V46H138ZM143 45H144V44H143ZM147 45H148V44H146V46H147ZM168 45H170V43H169ZM182 45H183V44H182ZM194 45H195V44H194ZM210 45H211V44H210ZM60 46H61V45H60ZM71 46H72V45H71ZM74 46H75V45H74ZM99 46H100V45H99ZM108 46H109V45H108ZM137 46L135 47L136 49H137ZM139 46H140V45H139ZM148 46H149V45H148ZM178 46H180V45H178ZM178 46H177V47H178ZM207 46H208V45H207ZM48 47H47V48H48ZM72 47H73V46H72ZM117 47H118V45H117ZM128 47H129V46H128ZM133 47H134V46H133ZM152 47H153V46H152ZM162 47L164 48L165 46L162 45ZM162 47L159 48V47L157 46V48H159V49H162ZM174 47H176V46H174ZM195 47H196V46H195ZM197 47H198V46H197ZM201 47H202V46H201ZM205 47H206V46H205ZM209 47H210V46H209ZM104 48H105V47H104ZM104 48H103V49H104ZM113 48H114V47H113ZM122 48H124V47H122ZM148 48H149V47H148ZM153 48H154V47H153ZM153 48H151V50H150V49H147V48H146V49L151 51V52L149 51L148 53L153 54V53H152V52H153V51H152ZM183 48H184V47H182V49H183ZM198 48H199V47H198ZM19 49H20V48H19ZM58 49H59V48H58ZM61 49H62V48H61ZM128 49H130V48H128ZM136 49H135V50H136ZM159 49H158V50H159ZM168 49H169V48H168ZM195 49H196V48H195ZM201 49H203V52H204V48H201ZM213 49H214V48H213ZM233 49L235 50V48H233ZM74 50H75V49H74ZM82 50H84V49H82ZM125 50H126V49H125ZM133 50H134V48H133ZM142 50H144V49H142ZM142 50H141V51H142ZM153 50H154V49H153ZM169 50H170V49H169ZM211 50H212V48H211ZM77 51H79V50H77ZM131 51H132V50H131ZM138 51H140V49H139ZM162 51H163V50H162ZM182 51H184V49H183ZM194 51H195V50H194ZM79 52H80V51H79ZM79 52H78V54H79ZM84 52H85V50H84ZM133 52H134V51H133ZM142 52H143V51H142ZM144 52H146V51H144ZM189 52H190V51H189ZM199 52H200V51H199ZM212 52H213V51H212ZM62 53H63V52H62ZM81 53H82V52H81ZM81 53H80V54H81ZM86 53H87V52H86ZM135 53H136V51H135ZM146 53H147V52H146ZM162 53H163V52H162ZM180 53H181V51H180ZM183 53H185V52H183ZM206 53H207V52H206ZM261 53H262V52H261ZM21 54H22V53H21ZM59 54H60V53H59ZM82 54H83V53H82ZM84 54H85V53H84ZM128 54H129V53H128ZM139 54H140V53H139ZM143 54H144V53H143ZM168 54H169V52H168ZM168 54L166 53V55H168ZM178 54H179V53H178ZM178 54H177V55H178ZM181 54H182V53H181ZM204 54H205V53H204ZM204 54H203V55H204ZM74 55H77V54L74 53ZM130 55H131V54H130ZM147 55H148V54H147ZM149 55H150V54H149ZM159 55H162V54H159ZM183 55H184V54H183ZM183 55H182V56H183ZM207 55H209V54H208V53L205 54L206 58H207ZM215 55H216V54H215ZM87 56H88V55H87ZM133 56H134V55H133ZM136 56H138V55H136ZM153 56H154V58H156V55H153ZM163 56H165L164 53H163ZM163 56H161V58H162ZM174 56H175V54H174ZM184 56H185V55H184ZM0 57H1V56H0ZM25 57H26V56H25ZM72 57H73V55H72ZM76 57H78V55L75 56V61H74V63H76ZM81 57H82V58H83V57L86 58L85 56H80L79 58H81ZM89 57H91V56H89ZM126 57H127V56H126ZM149 57H150V56H149ZM176 57H177V56H176ZM178 57H179V56H178ZM211 57H212V56H211ZM213 57H214V56H213ZM216 57H217V55H216ZM216 57H215V58H216ZM4 58H5V57H4ZM82 58H81L80 64H81V63H82V64L85 63V65H86V64H87V61L90 60V59H88V57H87V60L85 59V61H84V63H83ZM132 58H133V57H132ZM136 58H137V57H136ZM154 58H153V59H154ZM182 58H183V57H182ZM209 58H210V56H209ZM209 58H207V60H208ZM259 58H260V57H259ZM261 58H262V57H261ZM115 59H116V58H115ZM139 59H140V58H138V60H139ZM145 59L148 61L147 58H145ZM153 59H152V57H151V59H149V60H153ZM163 59H164V58H163ZM166 59H167V58H166ZM166 59H165V60H166ZM185 59H186V58H185ZM219 59H220V58H219ZM25 60H26V59H25ZM69 60H70V59H69ZM78 60H79V59H78ZM123 60H124V59H123ZM125 60H126V59H125ZM129 60H131V59H129ZM141 60H142V59H141ZM154 60H155V59H154ZM182 60H183V59H182ZM112 61H113V60H112ZM114 61H115V60H114ZM134 61H135V60H134ZM134 61H133V59H132V63H134ZM139 61H140V60H139ZM139 61H138V63H139ZM155 61H157V60H155ZM161 61H162V59H160V63H161ZM166 61H167V60H166ZM176 61H177V60H176ZM186 61H187V60H186ZM203 61H204V60H203ZM209 61H210V60H209ZM25 63H26V61H25ZM72 63H73V60H72ZM74 63H73V64H74ZM116 63H117V61H116ZM132 63H130V64H132ZM136 63H137V61H136ZM136 63H135V64H136ZM144 63H145V61H144ZM144 63H143V66H144ZM148 63H149V61H148ZM151 63L153 64V61H151ZM173 63H174V61H173ZM211 63H212V60L210 61L209 64L213 67V63H214V61H213L212 64H211ZM218 63H219V60H218ZM220 63L222 64V61H220ZM224 63H225V61H224ZM103 64H104V63H103ZM107 64H108V63H107ZM118 64H119V63H118ZM145 64H146V63H145ZM149 64H150V63H149ZM149 64H147V65H149ZM155 64L157 65L158 63H155ZM155 64H154L153 66H156ZM162 64H163V63H162ZM176 64H178V63H176ZM214 64H215V63H214ZM221 64H220L219 66H222ZM225 64H226V63H225ZM74 65H75V64H74ZM124 65H125V64H124ZM160 65H161V64H160ZM165 65L167 66V64H165ZM78 66H79V63H78ZM78 66H77V64H76V65H75V68H78ZM87 66L90 67V64H88ZM121 66H123V65L121 64ZM149 66H150V65H149ZM163 66H164V65H163ZM166 66H165V67H166ZM184 66H185V65H184ZM215 66H216V65H214V67H215ZM217 66H218V65H217ZM15 67H16V66H15ZM27 67H28V66H27ZM83 67H84V65H83ZM91 67H93V65H92ZM91 67H90V68H91ZM119 67H120V66H119ZM16 68H17V67H16ZM31 68H32V67H31ZM79 68H80V71L83 69V68L81 69V67H79ZM79 68H78L77 70H79ZM94 68H95V67H94ZM120 68H121V67H120ZM156 68H157V66H156ZM156 68H155V69H156ZM159 68H161V66H159ZM180 68H181V67H180ZM219 68H220V67H219ZM219 68L217 67V69H219ZM222 68L224 69V66H223ZM222 68H220V69H222ZM85 69L88 71L87 67H84V73H86V72H85ZM98 69H99V68H98ZM122 69H124V68H121V70H122ZM135 69H137V68H134V70H135ZM164 69H165V68H164ZM217 69H216V67L214 68V70H217ZM220 69H219V70H220ZM223 69H222V70H223ZM17 70H18V69H17ZM91 70H93V69H90L89 71H91ZM96 70H97V68H96ZM125 70H126V69H125ZM125 70H122V71H124V72H125V76H127V75L129 74V73H128L129 71L127 72L128 74H126V71H125ZM131 70H132V69H131ZM137 70H138V69H137ZM204 70H205V69H204ZM212 70H213V69H212ZM222 70H221V71H222ZM224 70H225V69H224ZM226 70H227V69H226ZM80 71H79V75H80V73H81ZM89 71H88V72H89ZM94 71H95V69H94L93 72H92L93 74H94ZM135 71H136V70H135ZM159 71H160V70H159ZM183 71H184V70H183ZM217 71H218V70H217ZM217 71H216V72H217ZM227 71H228V70H227ZM227 71L225 72V74L227 73ZM2 72H3V71H2ZM33 72H34V71H33ZM74 72H75V70H74ZM97 72H99V71H97ZM107 72H108V71H107ZM116 72L118 73V71H116ZM133 72H134V71H133ZM136 72H138V71H136ZM139 72H140V71H139ZM155 72L157 73V71H155ZM165 72H166V71H165ZM179 72H180V71H179ZM219 72H220V71H219ZM219 72H218V73H219ZM24 73H25V72H24ZM30 73H32V72H30ZM84 73L82 72L83 75H82V76L80 75L82 81L85 80V79L82 78V77L84 76ZM101 73H102V72H101ZM101 73H100V75H101ZM131 73H132V72H131ZM141 73H142V72H141ZM180 73H181V72H180ZM221 73H222V72H221ZM236 73H237V72H236ZM33 74H34V73H33ZM75 74H76V73H75ZM88 74H90V72H89ZM88 74H87V75H88ZM96 74H97V73H96ZM106 74H107V73H106ZM106 74H104V75H106ZM120 74H121V73H120ZM122 74H123V72H122ZM122 74H121V75H122ZM132 74H133V73H132ZM134 74H135V72H134ZM159 74H160V73H159ZM165 74H166V73H165ZM222 74H223V73H222ZM228 74H229V71H228ZM5 75H6V74H5ZM38 75H39V74H38ZM77 75H78V74H77ZM85 75H86V74H85ZM94 75H95V74H94ZM98 75H99V73H98ZM123 75H124V74H123ZM136 75H138V73H136ZM218 75H219V74H218ZM229 75L232 76L231 73H230ZM28 76H29V75H28ZM31 76H32V75H31ZM36 76H37V75H36ZM39 76H40V75H39ZM96 76H97V75H96ZM96 76H95V77L93 76V77L96 79ZM109 76H110V75H109ZM112 76L115 78L114 74H113ZM119 76H120V75H119ZM158 76H159V75H158ZM158 76H156V78H157ZM162 76H163V75H162ZM169 76H170V75H169ZM223 76H224V75H223ZM40 77H41V76H40ZM89 77H90V76H89ZM98 77H99V76H98ZM101 77H102V76H101ZM101 77H100L99 79H100V80H101V79L104 80V79H105L106 77H108V76L106 75L105 78H104V77L101 78ZM120 77L122 78V76H120ZM123 77H124V76H123ZM139 77H140V76H139ZM144 77H145V76H144ZM163 77H164V76H163ZM163 77H162V78H163ZM179 77H180V76H179ZM185 77H186V76H185ZM193 77L196 78L195 73L193 74ZM208 77H209V76H208ZM220 77H221V74H220ZM32 78H33V77H32ZM77 78H78V77H77ZM84 78H85V76H84ZM86 78H88V77H86ZM109 78H110V77H109ZM125 78H126V77H125ZM136 78H137V77H136ZM142 78H143V77H142ZM188 78H189V77H188ZM222 78H223V77H222ZM28 79H30V77H29V78L27 77V80H28ZM33 79H34V78H33ZM35 79H36V78H35ZM44 79H45V78H44ZM91 79H92V76H91ZM99 79H98V80H99ZM115 79H117V77H116ZM115 79H114V80H115ZM123 79H124V78H123ZM140 79H141V78H140ZM151 79H152V76H151ZM157 79H158V78H157ZM237 79H238V78H237ZM36 80H37V79H36ZM86 80H87V79H86ZM106 80H107V79H106ZM111 80H112V77H111ZM127 80H128V79H127ZM158 80H159V79H158ZM170 80H171V79H170ZM210 80H211V79H210ZM80 81H81V80H80ZM93 81L95 82V80H93ZM104 81H105V80H104ZM128 81H129V80H128ZM128 81H127V82H128ZM160 81H161V79H160ZM24 82H25V81H24ZM31 82H32V81H31ZM31 82H30V83H31ZM44 82H45V81H44ZM94 82H93V84H95ZM105 82H106V81H105ZM105 82H104V83H105ZM135 82H136V81H135ZM157 82H158V81H157ZM164 82H165V81H164ZM164 82H162V84H163ZM20 83H21V81H20ZM26 83L28 84V82H26ZM34 83H35V82H34ZM34 83H33V84H34ZM83 83H84V82H83ZM83 83H82V84H83ZM86 83L88 84V81H86ZM91 83H92V81L90 80V85H91ZM96 83H98V82H96ZM132 83H133V82H132ZM222 83H223V82H222ZM236 83H237V81H236ZM31 84H32V83H31ZM31 84H30V85H31ZM33 84H32V85H33ZM35 84H36V83H35ZM39 84H40V82H39ZM113 84H114V83H113ZM128 84H129V83H128ZM159 84H160V83H159ZM218 84H219V83H218ZM28 85H29V84H28ZM51 85H52V84H51ZM54 85H55V84H54ZM77 85H78V84H77ZM85 85H86V84H83L82 87H85ZM100 85H101V84H100ZM105 85L107 86V84H105ZM108 85H109V84H108ZM124 85H125V83H124ZM228 85H229V84H228ZM236 85H237V84H236ZM243 85H244V84H243ZM20 86H21V85H20ZM38 86H39V85H38ZM41 86H42V85H41ZM62 86H63V85H62ZM87 86H88V85H87ZM91 86H92V85H91ZM102 86H104V85H102ZM102 86H101V87H102ZM224 86H225V84H224ZM31 87H33V86H31ZM44 87H45V86H44ZM88 87H90V86H88ZM88 87H87V88L85 87V88H86V89H90V88H88ZM110 87H111V86H108V88H110ZM154 87H155V85H154ZM156 87H157V86H156ZM159 87H160V85H159ZM164 87H165V86H164ZM226 87H227V86H225V88H226ZM236 87H237V86H236ZM238 87H239V86H238ZM238 87H237V88H238ZM254 87H256V86H254ZM41 88H42V87H41ZM77 88H78V87H77ZM85 88H83V89H85ZM99 88H100V87H99ZM99 88H97L98 91L101 90V89H99ZM169 88H170V87H169ZM194 88H195V87H194ZM230 88H231V87H230ZM251 88H252V87H251ZM53 89H54V88H53ZM64 89H65V88H64ZM93 89H94V87H93ZM238 89H240V88H238ZM249 89H250V88H249ZM254 89H256V88H253V90H254ZM261 89H262V88H261ZM35 90H36V89H35ZM58 90H59V89H58ZM91 90H92V88H91ZM97 90H96V91H97ZM102 90H103V88H102ZM106 90H107V89H106ZM208 90H209V89H208ZM222 90H223V89H222ZM227 90H228V89H227ZM231 90H232V89H231ZM44 91H45V90H44ZM47 91H49V90H47ZM75 91H76V90H75ZM75 91H73V93H74ZM83 91H85V90H83ZM96 91H95V92H96ZM108 91H110V90H108ZM158 91H159V89H158ZM158 91H157V92H158ZM219 91H220V90H219ZM233 91H236V90H233ZM241 91H242V90H241ZM54 92H55V91H53V93H54ZM58 92H59V91H58ZM64 92H65V91H64ZM87 92H88V91H87ZM92 92H93V91H92ZM99 92H100V91H99ZM104 92H105V91H104ZM104 92H103V93H104ZM106 92H107V91H106ZM127 92H128V91H127ZM228 92H229V91H228ZM42 93H43V92H42ZM46 93H47V92H46ZM51 93H52V92H51ZM51 93H50V94H51ZM85 93H86V91H85ZM103 93L101 92V94H103ZM123 93H124V92H123ZM162 93H163V92H162ZM165 93H166V92H165ZM189 93H190V92H189ZM208 93H209V92H208ZM235 93H236V92H235ZM259 93H260V92H259ZM24 94H25V93H24ZM47 94L49 95V92H48ZM71 94H72V93H71ZM86 94H87V93H86ZM92 94H93V93H92ZM99 94H100V93H99ZM101 94H100V95H101ZM108 94H109V93H108ZM125 94H126V93H125ZM209 94H211V93H209ZM225 94H227V93H225ZM231 94H233V93H231ZM21 95H22V94H21ZM51 95H52V94H51ZM55 95H56V94H55ZM68 95H69V94H68ZM73 95H75V94H73ZM79 95H80V94H79ZM84 95H85V94H84ZM87 95L89 96V94H87ZM100 95H98V97H99ZM103 95L106 96V97L109 96V95L107 96V94H106V95L103 94ZM110 95H111V93H110ZM135 95H136V94H135ZM157 95H159V94H157ZM261 95H262V94H261ZM42 96H43V95H42ZM44 96H45V95H44ZM57 96H59V95H57ZM85 96H86V95H85ZM88 96H87V97H88ZM90 96H93V95H91V93H90ZM113 96H114V95H113ZM155 96H156V95H155ZM159 96H160V95H159ZM188 96H189V94H188ZM212 96H213V94H211V99L214 98L215 101L218 99V98H216V97H214V96L212 97ZM222 96H223V95H222ZM233 96H234V95H233ZM62 97H63V96H62ZM68 97H70V96H68ZM71 97H72V96H71ZM109 97H110V96H109ZM219 97H220V96H219ZM260 97H261V96H260ZM64 98H65V97H64ZM99 98H100V97H99ZM116 98H117V97L115 96V99H116ZM160 98H161V97H160ZM162 98H163V96H162ZM166 98H167V97H166ZM205 98H206V97H205ZM237 98H238V97H237ZM43 99H44V98H43ZM45 99H46V98H45ZM51 99H52V98H51ZM90 99H91V98H90ZM92 99H94V98L92 97ZM92 99H91V100H92ZM95 99H97V98H95ZM100 99L102 100V96H101ZM105 99H107V98H105ZM112 99H113V98H112ZM115 99H114L113 102H112V103H113L112 105H113L114 107H111V106H112L111 103H110V106H109V107H111V108H115L116 105L119 106V101H118V100H120V99H118V98H117L118 100H115ZM135 99H136V98H135ZM158 99H159V97H158ZM163 99H165V98H163ZM163 99H162V100H163ZM207 99H208V98H207ZM211 99H210V100H211ZM214 99H212V100H214ZM219 99L221 100V97H220ZM234 99H235V98H234ZM258 99H259V98H258ZM48 100H49V99H48ZM63 100H64V99H63ZM97 100H98V99H97ZM121 100H122V99H121ZM129 100H130V99H129ZM133 100H134V99H133ZM137 100H138V99H137ZM154 100H155V99H154ZM160 100H161V99H160ZM162 100L160 101V103H161V102H163V103L165 102V101H162ZM184 100H185V99H184ZM230 100H231V99H230ZM239 100H240V99H239ZM243 100H244V99H243ZM255 100H256V99H255ZM22 101H23V100H22ZM51 101H53V100H51ZM57 101H58V100H57ZM98 101H100V100H98ZM98 101H97V102H98ZM103 101H104V99H103ZM106 101H109V99L106 100ZM152 101H153V100H152ZM156 101H157V98H156ZM156 101H155V102H156ZM176 101H177V100H176ZM176 101H175V102H176ZM189 101H190V100H189ZM194 101H195V100H194ZM218 101H219V100H218ZM223 101H227V100L223 99ZM223 101H222V102H223ZM231 101H232V100H231ZM233 101H234V100H233ZM33 102H34V101H33ZM59 102H60V101H59ZM59 102H58V103H59ZM64 102H65V101H64ZM110 102H111V101H110ZM120 102H121V101H120ZM122 102H123V101H122ZM122 102H121V103H122ZM132 102H133V101H132ZM138 102H139V101H138ZM138 102H137V103H138ZM166 102H167V101H166ZM185 102H186V101H185ZM213 102H214V101H212L211 103H213ZM216 102H217V101H216ZM227 102H228V101H227ZM227 102H225V103H227ZM240 102H242V101H240ZM245 102H246V101H245ZM259 102H260V101H259ZM262 102H263V101H261V104H262ZM47 103H48V102H47ZM102 103H104V102H102ZM106 103H107V102H106ZM121 103H120V104H121ZM157 103H159V102H157ZM209 103H210V102H209ZM219 103H221V101H219ZM219 103H218V104L215 103V107H216L217 105H220ZM225 103H224V105H225V107L227 108V106H226ZM33 104H35V103H33ZM50 104H51V103H50ZM53 104H54V102H53ZM94 104H96V106H94V107L96 108L100 103H99L98 105H97V103H92V104L90 103V105H94ZM161 104H162V103H161ZM221 104H222V103H221ZM263 104H264V102H263ZM107 105H109V104H106V106H107ZM121 105H122V104H121ZM139 105H140V107L142 106L140 103H139ZM209 105H210V104H209ZM209 105H208V106H209ZM211 105H214V103L211 104ZM227 105H228V103H227ZM230 105H231V104H230ZM232 105H233V104H232ZM40 106H41V105H40ZM48 106H49V104H48ZM52 106H53V105H52ZM52 106H51V107H52ZM100 106H101V104H100ZM100 106H98L97 109H98ZM122 106H123V105H122ZM136 106H137V108H139L138 105H136ZM161 106H163V105H161ZM234 106H236V105H234ZM240 106H242V105H240ZM32 107H33V106H32ZM42 107H43V106H42ZM59 107H61V106H59ZM68 107H69V105H68ZM70 107H71V106H70ZM94 107H93V108H94ZM109 107H108V109H109ZM156 107H157V105H156ZM156 107H155V109H156ZM164 107H165V106H164ZM187 107H188V106H187ZM212 107H213V106H212ZM212 107H211V108H212ZM225 107H224V108H225ZM236 107H237V106H236ZM29 108H30V107H29ZM39 108H40V107H39ZM39 108H38V109H39ZM52 108H53V107H52ZM57 108H58V107H57ZM102 108H103V107H102ZM137 108L135 107L134 109H137ZM160 108H161V107H159V109H160ZM162 108H163V107H162ZM162 108H161V109H162ZM202 108L204 109V107H202ZM202 108H201V109H202ZM221 108H222V107H221ZM59 109H61V108H59ZM128 109H129V108H128ZM155 109H154V110H155ZM159 109L157 108V111H160V110H161V109H160V110H159ZM163 109H164V108H163ZM163 109H162V110H163ZM165 109H167V108H165ZM203 109H202V110H203ZM212 109H213V108H212ZM217 109H218V107H217ZM40 110H41V109H40ZM40 110H39V111H40ZM50 110H51V109H50ZM69 110H70V108H69ZM94 110H95V109H94ZM104 110H105V108H104ZM109 110H111V109H109ZM124 110H125V108H124ZM131 110H133V109L131 108ZM188 110H189V109H188ZM192 110H193V109H192ZM215 110H216V109H215ZM215 110H214V111H215ZM240 110H242V109H240ZM26 111H27V110H26ZM44 111H45V110H44ZM52 111H53V110H52ZM59 111H60V110H59ZM64 111H65V110H64ZM116 111L118 112L117 109H116ZM120 111H121V110H120ZM166 111H167V110H165V113H167ZM172 111H173V110H172ZM190 111H191V110H190ZM204 111H205V110H204ZM204 111H203V112H204ZM221 111H224V109H223V110H220L219 112L221 113ZM225 111H226V109H225ZM252 111H254V110H252ZM256 111H257V110H256ZM263 111H264V109H263ZM4 112H5V111H4ZM45 112H46V111H45ZM69 112H70V111H69ZM99 112H100V111H99ZM105 112H106V111H105ZM125 112H126V111H125ZM216 112H217V111H216ZM254 112H255V111H254ZM35 113H36V112H35ZM97 113H98V112H97ZM102 113H103V111H102ZM119 113H120V112H118V116H120ZM123 113H124V112L122 111V113H121L122 116L127 115L126 113H125V115H124ZM144 113H145V112H144ZM159 113H160V112H158V114H159ZM165 113H164V115H163L162 113H161V114H162L163 116H165ZM171 113H172V112H171ZM220 113H219V114H220ZM258 113L261 114L259 111H258ZM258 113H257V115H258ZM263 113H264V112H263ZM4 114H7V113H4ZM57 114H58V113H57ZM63 114H64V113H63ZM106 114H108V118H109V116H110L112 113H111V114L106 113ZM113 114L115 115V114H117V113L114 112ZM113 114H112V115H113ZM142 114H143V113H142ZM203 114H204V113H203ZM227 114H228V113H227ZM227 114H226V115H227ZM59 115H60V114H59ZM68 115H69V114H68ZM102 115H103V114H102ZM114 115H113V116H114ZM128 115H129V114H128ZM135 115H137V114L135 113ZM152 115H153V114H152ZM159 115H160V114H159ZM166 115H167V114H166ZM206 115H207V114H206ZM217 115H218V113H217ZM257 115H256V116H257ZM100 116H101V115H100ZM106 116H107V115H106ZM129 116H130V115H129ZM133 116H134V115H133ZM163 116H162V117H163ZM261 116H264V115H260V118L263 119ZM0 117H1V116H0ZM42 117H43V115H42ZM60 117H61V116H60ZM103 117H104V116H103ZM114 117H115V116H114ZM165 117H166V116H165ZM165 117H164V118H165ZM213 117H214V116H213ZM230 117H231V115L229 116V118H230ZM258 117H259V116H258ZM45 118H46V117H44L43 120H45ZM58 118H59V117H58ZM58 118H57V120H60V119H58ZM84 118H85V117H84ZM101 118H102V117H101ZM111 118H112V117L110 116V119H111ZM115 118L117 119V116H116ZM125 118H126V117H125ZM130 118H131V117H130ZM134 118H137V117H134ZM208 118H209V117H208ZM229 118H228V119H229ZM232 118H233V117H232ZM48 119H49V121H50V118H48ZM48 119H47V120H48ZM71 119H72V118H71ZM85 119H86V118H85ZM119 119H120V118H119ZM119 119H118V121H119ZM123 119H124V118H123ZM126 119H127V118H126ZM150 119H151V118H150ZM171 119H173V118H171ZM41 120H42V118H41ZM72 120H73V119H72ZM114 120H115V119H114ZM127 120H128V119H127ZM133 120H134V119H133ZM148 120H149V118H148ZM165 120H166V119H165ZM173 120H174V119H173ZM231 120H232V119H231ZM34 121H35V120H34ZM45 121H46V120H45ZM62 121L65 122L64 120H62ZM66 121H67V120H66ZM86 121H87V120H86ZM115 121H116V120H115ZM124 121H125V120H124ZM129 121H130V119H129ZM131 121H132V119H131ZM131 121H130V122H131ZM138 121H139V120H138ZM209 121H210V120H209ZM232 121H233V120H232ZM2 122H3V121H2ZM57 122H58V121H57ZM59 122H60V121H59ZM132 122H133V121H132ZM132 122H131V123H132ZM177 122H178V121H177ZM177 122H176V123H177ZM179 122H180V121H179ZM263 122H264V121H263ZM84 123H85V122H84ZM131 123H130V124H131ZM218 123H219V122H218ZM242 123H243V122H242ZM15 124H16V123H15ZM49 124H50V122H49ZM55 124H56V123H55ZM121 124H122V121H121V119H120V127H121V126L123 127L124 125H121ZM124 124L126 125V124H129V123H126V122H125ZM135 124H136V123H135ZM166 124H167V123H166ZM179 124H180V123H178V125H179ZM229 124H230V123H229ZM16 125H17V124H16ZM65 125H66V124H65ZM69 125H70V124H69ZM78 125H79V122H78ZM84 125H85V124H84ZM114 125H115V124H114ZM219 125H220V123H219ZM234 125H235V124H234ZM251 125H252V124H251ZM41 126H42V125H41ZM57 126H58V125H57ZM115 126H116V125H115ZM115 126H114V127H115ZM117 126H118V125H117ZM126 126L129 127V126H131V125H129V126L126 125ZM126 126H125V127H126ZM173 126H174V125H173ZM239 126H240V125H239ZM255 126L257 127V125H255ZM260 126H261V125H260ZM260 126H259V127H260ZM3 127H4V126H3ZM35 127H36V126H35ZM80 127H81V126H80ZM127 127L125 128V130L127 129ZM131 127H132V126H131ZM230 127H231V126H230ZM259 127H258V130H259ZM262 127H263V126H262ZM45 128H46V127H45ZM45 128H43V129H45ZM64 128H65V127H64ZM118 128H119V126H118ZM155 128H156V127H155ZM227 128H228V127H227ZM253 128H254V127H253ZM19 129H20V128H19ZM58 129H59V128H58ZM66 129H67V128H66ZM83 129H84V128H83ZM129 129H130V128H128V131H129ZM132 129H133V128H132ZM177 129H178V128H177ZM30 130H31V129H30ZM85 130H86V129H84V131H85ZM116 130H117V129H116ZM119 130H121V129H119ZM122 130H124V129L122 128ZM125 130L123 131L124 134L121 133V134H119V135H125V134H127V133L125 132ZM137 130H138V129H137ZM137 130H136V131H137ZM238 130H239V129H238ZM255 130H256V129H255ZM263 130H264V129H263ZM263 130H261V131H263ZM61 131H62V130H61ZM61 131H60V132H61ZM79 131H80V130H79ZM84 131H82V132H84ZM130 131H131V130H130ZM159 131H160V130H159ZM182 131H183V130H182ZM242 131H243V130H242ZM242 131H241V132H242ZM113 132H114V131H113ZM115 132H116V131H115ZM171 132H172V131H171ZM257 132H259V131H257ZM50 133H51V132H50ZM129 133H130V132H129ZM129 133H128L127 135H129ZM216 133H217V132H216ZM231 133H232V132H231ZM63 134H64V133H63ZM258 134H259V133H258ZM83 135H84V134H83ZM139 135H140V134H139ZM165 135H166V134H165ZM18 136H19V135H18ZM43 136H44V135H43ZM45 136H46V135H45ZM117 136H118V135H117ZM166 136H167V135H166ZM166 136H165V137H166ZM216 136H217V135H216ZM15 137H16V136H15ZM21 137H22V136H21ZM24 137H25V136H24ZM50 137H51V136H50ZM75 137H76V136H75ZM85 137H86V136H85ZM105 137H106V136H105ZM110 137H111V135H110ZM110 137H108V138H110ZM112 137H113V136H112ZM129 137H130V136H129ZM132 137H133V136H132ZM157 137H158V136H156V138H157ZM159 137H160V135H159ZM217 137H218V136H217ZM144 138H145V137H144ZM154 138H155V136H154ZM160 138H161V137H160ZM162 138H163V137H162ZM218 138H219V137H218ZM16 139H17V138H16ZM60 139H61V138H60ZM76 139H77V138H76ZM84 139H85V138H84ZM91 139H92V138H91ZM91 139H90V140H91ZM50 140L53 141L52 139H50ZM86 140H87V139H86ZM95 140H96V138H95ZM105 140H106V139H105ZM137 140H138V139H137ZM155 140H156V139H155ZM163 140H164V138H163ZM165 140H166V139H165ZM165 140H164V141H165ZM170 140H171V139H170ZM177 140H178V139H177ZM183 140H184V139H183ZM214 140H215V139H214ZM22 141H23V140H22ZM72 141H73V140H72ZM77 141H78V140H77ZM113 141H114V140H113ZM202 141H203V140H202ZM221 141H222V140H221ZM44 142H45V141H44ZM46 142H47V141H46ZM96 142H97V141H96ZM109 142H110V141H109ZM132 142H133V141H132ZM145 142H146V141H145ZM154 142H155V141H154ZM156 142H157V141H156ZM160 142H161V139H160ZM162 142H163V141H162ZM170 142H171V141H170ZM170 142H169V143H170ZM175 142H176V141H175ZM263 142H264V141H263ZM20 143H21V142H20ZM24 143H25V142H24ZM85 143H86V142H85ZM185 143H186V142H185ZM35 144H36V143H35ZM42 144H43V143H42ZM47 144H48V143H47ZM104 144H105V143H104ZM162 144H163V143H162ZM162 144L160 143L159 147H160ZM165 144H166V142H165ZM165 144H164V145H165ZM177 144H178V143H177ZM186 144H187V143H186ZM191 144H192V143H191ZM21 145H23V144H21ZM54 145H55V144H54ZM81 145H82V144H81ZM88 145H89V144H88ZM138 145H139V144H138ZM170 145H171V143H170ZM170 145H169V146H170ZM178 145H179V144H178ZM180 145H181V144H180ZM180 145H179V146H180ZM27 146H28V145H27ZM27 146H26V147H27ZM68 146H69V145H68ZM74 146H75V145H74ZM78 146H79V145H78ZM82 146H83V145H82ZM92 146H96V145H94V143H93ZM106 146H107V144H106ZM111 146H112V144H111ZM114 146H115V148H116V144H115ZM133 146L135 147L134 144H133ZM136 146H137V145H136ZM171 146H172V145H171ZM171 146H170V147H171ZM26 147H25V148H26ZM58 147H59V145H58ZM151 147H152V146H151ZM157 147H158V145H157ZM262 147H263V146H262ZM73 148H74V147H73ZM76 148H77V147H76ZM83 148H84V146H83ZM85 148H86V146H85ZM88 148H90V147H88ZM161 148H163V147L161 146ZM172 148H173V146H172ZM186 148H188V147H186ZM15 149H16V148H15ZM163 149H164V148H163ZM174 149H175V148H174ZM22 150H23V149H22ZM76 150H77V149H76ZM109 150H110V149H109ZM134 150H135V149H133V151H134ZM157 150H160V151H161L162 149H160V148L158 149V148H157ZM157 150H156V152H157ZM169 150H170V149H169ZM54 151H55V150H54ZM56 151H57V150H56ZM58 151H59V150H58ZM91 151H93V150H91ZM137 151H139V150H137ZM140 151H141V150H140ZM143 151H144V150H143ZM160 151H158V154L161 153ZM176 151H177V150L175 149V153H173V149L171 150V152H172L173 154H175V156H176ZM45 152H46V151H45ZM74 152H75V151H74ZM85 152H86V151H85ZM85 152H84V153H85ZM134 152H135V151H134ZM159 152H160V153H159ZM263 152H264V151H263ZM42 153H43V152H42ZM48 153H49V152H48ZM54 153H55V152H54ZM79 153L81 154L80 151H79ZM79 153H77V154H79ZM88 153H89V152H88ZM124 153H125V152H124ZM144 153H145V152H144ZM153 153H155V152H153ZM162 153H163V150H162ZM162 153H161V154H162ZM177 153H178V152H177ZM213 153H214V152H213ZM0 154H1V153H0ZM18 154H19V153H18ZM46 154H47V153H46ZM169 154H170V151H169ZM180 154H181V153H180ZM198 154H199V153H198ZM1 155H2V154H1ZM40 155H41V154H40ZM42 155H43V154H42ZM81 155H82V154H81ZM94 155H96V154H94ZM136 155H137V154H136V152H135L133 156H136ZM164 155H165V152H164ZM181 155H182V154H181ZM216 155H217V154H216ZM87 156H88V155H87ZM115 156H116V155H115ZM115 156H113V157H115ZM144 156H145V155H144ZM151 156H152V155H151ZM33 157H34V156H33ZM35 157H36V156H35ZM85 157H86V155H85ZM88 157L90 158V157H92V155H91V156H88ZM138 157H139V155H138ZM155 157H156V156H155ZM155 157H154V158H155ZM157 157H158V156H157ZM183 157H184V156H183ZM142 158H143V157H142ZM151 158H152V157H150V159H151ZM160 158H162V159H160ZM174 158H175V157H174ZM177 158H178V156H177ZM28 159H29V158H28ZM31 159H32V158H31ZM52 159H53V158H52ZM85 159H86V158H85ZM96 159H97V158H96ZM96 159H95V160H96ZM146 159H147V158H146ZM150 159H149V162L154 161V163H155L156 160H153V159H152V161H150ZM155 159H157V158H155ZM159 159H160V161H162V160L165 159V156H164V159H163V154H162V157L160 156V157L157 159V161H158ZM172 159H173V158H172ZM172 159H171V160H172ZM22 160H23V159H22ZM24 160H25V159H24ZM37 160H38V159H37ZM54 160H56V159H54ZM91 160H92V159H91ZM98 160H99V159H98ZM98 160H96V161H98ZM103 160H104V159H103ZM141 160H142V159H141ZM177 160H179V159H177ZM177 160H176V161H177ZM27 161H28V160H27ZM48 161H49V160H48ZM51 161H52V160H51ZM96 161H94V162H96ZM139 161H140V160H139ZM146 161H147V160H146ZM164 161H165V160H164ZM172 161H173V160H172ZM30 162H31V161H30ZM92 162H93V161H92ZM98 162H99V161H98ZM158 162H159V161H158ZM158 162L155 163V164L157 165ZM173 162H175V161H173ZM173 162H172V163H173ZM177 162H178V161H177ZM177 162H176V163H177ZM215 162H216V161H215ZM230 162H231V161H230ZM237 162H238V161H237ZM9 163H10V162H9ZM24 163H25V162H24ZM51 163H52V162H51ZM133 163H134V162H133ZM143 163H144V162H143ZM147 163H148V162H147ZM159 163H160V162H159ZM161 163L163 164V162H161ZM179 163H180V162H179ZM58 164H59V162H58ZM93 164H94V163H93ZM101 164H102V163H101ZM116 164H117V163H116ZM137 164H138V163H137ZM141 164H142V163H141ZM166 164H167V162L165 163V165H166ZM173 164H174V166H175V163H173ZM177 164H178V163H177ZM180 164H181V163H180ZM180 164H178V165L176 166V168H177ZM28 165H29V164H28ZM31 165H32V164H31ZM34 165H35V164H34ZM42 165H43V164H42ZM59 165H60V164H59ZM94 165H95V164H94ZM98 165H99V164H98ZM143 165H144V164H143ZM151 165H152V167H153V164H151ZM151 165H150V166H151ZM160 165H161V164H160ZM160 165H158V166L160 167ZM165 165H164V166H165ZM167 165H168V164H167ZM167 165H166V167H167ZM240 165H241V164H240ZM61 166H62V165H61ZM134 166H135V164H134ZM136 166H137V165H136ZM139 166H140V165H139ZM146 166H147V165H146ZM146 166H145V167H146ZM158 166H157V168H154V170H155V169H158V168H159ZM185 166H186V165H185ZM188 166H189V165H188ZM222 166H223V165H222ZM31 167H32V166H31ZM33 167H34V166H33ZM35 167H36V166H35ZM35 167H34V168H35ZM79 167H80V166H79ZM86 167H87V166H86ZM98 167H99V166H98ZM100 167H101V166H100ZM113 167H114V166H113ZM143 167H144V166H143ZM154 167H155V166H154ZM180 167H181V166H180ZM25 168H26V167H25ZM149 168H150V167H149ZM162 168H164V167H161V170H163V171H164L165 169H167V168H165V169H162ZM170 168H171V167H170ZM42 169H43V168H42ZM45 169H46V168H45ZM73 169H74V168H73ZM129 169H130V167H129ZM141 169H142V168H141ZM141 169H140V170H141ZM159 169H160V168H159ZM159 169H158V170H159ZM177 169H179V168H177ZM182 169H184V168L182 167ZM35 170H36V169H35ZM100 170H101V169H100ZM100 170H98V169L96 168L95 171H94V174H95L97 177H98L99 174L101 173ZM132 170H133V169H132ZM134 170H135V169H134ZM138 170H139V169H138ZM144 170H146V169L144 168ZM151 170H152V169H151ZM158 170H157V171L155 170V172H158V173H159ZM163 171H160V172H163ZM166 171H167V170H166ZM184 171H185V170H184ZM201 171H202V170H201ZM231 171H232V170H231ZM23 172H24V171H23ZM104 172H107V171H104ZM115 172H116V171H115ZM143 172H144V171H143ZM155 172H152V173H155ZM167 172H169V171H167ZM170 172H171V171H170ZM25 173H26V172H25ZM33 173H34V172H33ZM131 173H132V171H131ZM174 173H175V172H174ZM183 173H184V172H183ZM191 173H192V172H191ZM201 173H202V172H201ZM203 173H204V172H203ZM210 173H212V172H210ZM215 173H217V172H215ZM249 173H250V172H249ZM87 174H88V173H87ZM105 174H106V173H105ZM133 174H134V172L132 173V176H133ZM163 174L166 175L165 172H164ZM243 174H244V173H243ZM9 175H10V174H9ZM29 175H30V174H29ZM101 175H102V174H101ZM101 175H100V176H101ZM135 175H136V174H135ZM140 175H141V174H140ZM144 175H145V174H144ZM144 175H143V176H144ZM146 175H148V174H146ZM160 175H161V174L159 173V176H160ZM171 175H172V173H171ZM171 175H170V176H171ZM195 175H196V173H195ZM209 175H210V174H209ZM30 176H31V175H30ZM86 176H87V175H86ZM155 176H156V173H155ZM155 176L153 175L152 177H155ZM159 176H157V177H159ZM175 176L178 177V175H175ZM190 176H191V175H190ZM211 176H212V175H211ZM78 177H79V176H78ZM93 177H95V176H93ZM105 177H106V176H105ZM125 177H126V176H125ZM133 177H134V176H133ZM149 177H150V176H149ZM149 177H148V178H149ZM157 177H156V178H157ZM165 177H166V176H165ZM167 177H168V175H167ZM171 177H173V175H172ZM180 177H182V176H180ZM180 177H179V178H180ZM207 177H208V175H207ZM25 178H26V177H25ZM40 178H41V177H40ZM144 178H145V177H144ZM161 178H162V175H161ZM169 178H170V177H169ZM182 178H183V177H182ZM182 178H181V182H182ZM193 178H194V177H193ZM204 178H206V177H204ZM204 178H203V179H204ZM216 178H217V177H216ZM28 179H29V177H28ZM81 179H82V178H81ZM130 179H131V178H130ZM135 179H136V178H135ZM150 179H151V178H150ZM150 179H149V180H150ZM154 179H155V178H153V180H154ZM162 179H163V178H162ZM166 179H167V178H166ZM211 179H212V178H211ZM35 180H36V179H35ZM97 180H98V179H97ZM101 180H102V179H101ZM169 180H170V179H169ZM172 180H175L174 182H176V179H175V178H174V179L172 178ZM172 180H171V181H172ZM179 180H180V179H179ZM198 180H199V179H198ZM207 180H208V179H207ZM234 180H235V179H234ZM52 181H53V180H52ZM105 181H106V180H105ZM147 181H148V180H147ZM155 181H156V180H155ZM155 181H154V182H155ZM157 181H160L159 183H161L162 185L165 183V182L162 183V181H161V180H158V179H157ZM157 181H156V182H157ZM164 181H167V180H164ZM171 181H168V182L170 183ZM184 181H185V180H184ZM205 181H206V180H205ZM211 181H212V180H211ZM213 181H214V180H213ZM218 181H220V180H218ZM229 181H230V180H229ZM2 182H3V181H2ZM11 182H12V181H11ZM83 182H84V181H82L81 183H83ZM99 182H100V181H99ZM110 182L115 183L113 180H111ZM110 182H109V183H110ZM174 182H173V184H174ZM207 182H208V181H207ZM97 183H98V182H97ZM149 183H150V182H149ZM171 183H172V182H171ZM190 183H191V182H190ZM23 184H24V183H23ZM32 184H33V183H32ZM83 184H84V183H83ZM98 184H99V183H98ZM102 184H103V183H102ZM105 184H106V183H105ZM167 184H168V183H167ZM173 184H171V185H173ZM182 184H183V183H182ZM185 184H186V181H185ZM185 184H183L182 189L185 188L186 186H187L186 188H188V187H190L189 185H191V184L188 185V182H187V185H186V186H184ZM209 184H210V183H209ZM211 184H212V183H211ZM213 184H214V183H213ZM17 185H18V184H17ZM81 185H82V184H81ZM113 185H114V184H113ZM144 185H145V184H144ZM147 185H148V184H147ZM151 185H152V184H151ZM151 185H150V187H153V188H154L155 185H157V184L154 183L153 186H151ZM159 185H160V184H159ZM162 185H161V186H162ZM174 185H176V184H174ZM15 186H16V185H15L14 183H12L11 186H9V188H8V190H7V195H6V199H8V198H10V197L12 196V197H11V201H13V202H16V201H17V198L14 196L15 193L17 192V188H16ZM88 186H89V185H88ZM107 186H108L107 189H108V192H109V185H107ZM107 186H105V187H107ZM140 186H141V185H140ZM140 186H139V188H140ZM161 186H160V189H162ZM163 186H170V185L168 184V185H163ZM241 186H242V185H241ZM21 187H22V186H21ZM25 187H26V186H25ZM114 187H115V186H114ZM171 187H172V186H170V189H171ZM245 187H246V186H245ZM43 188H44V187H43ZM88 188L90 189V186H89ZM153 188H152V190H153ZM243 188H244V187H242V189H243ZM20 189H21V188H20ZM142 189H143V188H142ZM144 189H145V188H144ZM154 189H155V188H154ZM158 189H159V188H158ZM166 189H167V188H166ZM168 189H169V188H168ZM170 189H169V190H170ZM172 189H173V190L175 189L174 192H172V193H176V194H177V192H179V191L182 190V189H181V190L179 189V186H178V189H179V190L176 189L175 187H173ZM172 189H171V190H172ZM188 189H189V188H188ZM188 189H187V190H188ZM224 189H225V188H224ZM248 189H249V188H248ZM28 190L30 191V189H28ZM86 190H87V189H86ZM103 190H104V189H103ZM116 190H117V189H116ZM147 190L149 191V189H147ZM147 190H146V192H148ZM169 190H168V191H169ZM173 190H172V191H173ZM176 190H177V192H175ZM187 190L184 189V191H185L186 193L189 192V191H187ZM197 190H198V189H197ZM197 190H196V191H197ZM239 190H240V189H239ZM244 190H245V188H244ZM249 190H253V189H249ZM150 191H151V190H150ZM155 191H156V189L152 191L153 193L150 192L151 195H154V194H155V193H154ZM161 191H163V189H162ZM165 191H166V190H165ZM182 191H183V190H182ZM182 191H181V192H182ZM200 191H201V190H200ZM200 191H199V192H200ZM202 191H203V190H202ZM218 191H219V190H218ZM255 191H257V190H255ZM30 192H31L32 195H34V197L36 198L35 190H32V191H30ZM156 192L158 193V190H157ZM169 192H170V191H169ZM239 192H240V191H239ZM244 192H245V191H244ZM249 192H250V191H249ZM259 192H260V191H259ZM259 192H258V193H259ZM20 193H21V192H20ZM20 193H18V194H20ZM23 193H24V191H23ZM31 193H30V195H31ZM47 193H48V192H47ZM56 193H58V192H56ZM157 193H156V194H157ZM166 193H168V192L166 191ZM170 193H171V192H170ZM179 193H180V192H179ZM190 193H191V192H190ZM208 193H209V191H208ZM241 193H242V192H241ZM250 193H251V192H250ZM252 193H253V192H252ZM258 193H257V194H258ZM24 194L27 195L26 193H24ZM51 194H52V193H50V195H51ZM94 194H95V193H94ZM108 194H109V195H108L109 197L112 196V195H111V192H109ZM113 194H114V193H113ZM141 194H142V193H141ZM146 194H147V193H146ZM148 194H149V193H148ZM156 194H155V195H156ZM159 194H163V195H164L165 192L163 191V193L161 192V193H159ZM159 194H157V195H159ZM199 194H200V193H199ZM202 194H203V193H202ZM257 194H256V195H257ZM22 195H23V194H22ZM30 195H29V196H30ZM32 195H31V197H33ZM105 195H106V194H105ZM118 195H119V192H118ZM143 195H144V194H143ZM149 195H150V194H149ZM149 195H148V196H149ZM151 195H150V196H151ZM163 195H159V196L161 197V196H163ZM167 195H168V194H167ZM167 195H166V196H167ZM173 195L175 196V194H173ZM189 195H190V194H189ZM205 195H206V194H205ZM210 195H211V194H210ZM210 195H209V197H212L211 199L213 200V199H214V198H213L214 195H213V196H212V195L210 196ZM231 195H233V194H231ZM245 195H246V194H245ZM245 195H244V196H245ZM252 195H253V194H252ZM146 196H147V195H146ZM146 196H145V197H146ZM159 196H158V197H159ZM202 196H203V195H201V197H202ZM217 196H218V195H217ZM217 196H216V197H217ZM14 197H15V200H14ZM109 197H107V198L109 199ZM113 197H114V196H113ZM117 197H118V196H117ZM117 197H116V198H117ZM158 197H157V198H158ZM163 197H165V195H164ZM167 197H168V196H167ZM167 197H166V199H167ZM186 197L188 198V193H187V196L185 195V198H186ZM192 197H193V196H192ZM192 197H191V198H192ZM221 197H223V196L221 195ZM260 197H263V196H260ZM24 198H25V197H24ZM55 198H56V196H55ZM147 198H148V197H147ZM149 198H150V197H149ZM149 198H148V199H149ZM151 198L154 199V196H152ZM170 198H171V197H170ZM172 198H173V196H172ZM181 198H182V197L179 198V199H180V202H181V200L184 201L185 198H183V199H181ZM187 198H186V199H187ZM226 198H227V196H226ZM226 198H225V199H226ZM238 198H239V197H238ZM240 198H241V197H240ZM258 198H259V197H258ZM88 199H89V198H88ZM153 199H152V200H153ZM161 199H162V198H161ZM161 199H160V200H161ZM173 199H174V198H173ZM208 199H209V198H208ZM208 199H207V202H209ZM211 199H210V201H211ZM218 199H219V198H218ZM254 199H255V198H254ZM31 200H32V199H31ZM64 200H65V198H64ZM77 200H78V199H77ZM122 200H123V199H122ZM143 200H144V199H143ZM154 200H155V199H154ZM157 200L159 201V198H158ZM167 200H168V199H167ZM171 200H172V199H171ZM174 200H175V199H174ZM174 200H173V201H174ZM192 200H193V199H192ZM62 201H63V200H62ZM70 201H71V200H70ZM73 201H74V200H73ZM78 201H79V200H78ZM104 201H105V200H104ZM114 201H115V200H114ZM147 201H150V200H147ZM162 201H164V199H163ZM173 201H172V202H173ZM183 201H182V202H183ZM196 201H197V200H195V202H196ZM218 201H219V200H218ZM221 201H222V200H221ZM221 201H220V202H221ZM251 201H252V200H251ZM255 201H256V200H255ZM259 201H260V200H259ZM9 202H10V201H9ZM28 202H30L29 199H28ZM28 202L25 203L26 205L20 207L21 209L19 210L18 214H20V213H21V214L24 213V214L26 215V218H28V220L30 221L31 219H33V216H35V215L38 213V211L41 210V209H39V208H37V207H34V206L31 204L32 201H31L30 204H29ZM79 202H80V201H79ZM122 202H124V201H122ZM156 202H157V201H156ZM167 202H168V201H167ZM167 202H166V204H167ZM170 202H171V201H170ZM182 202H181V203H182ZM186 202H187V201H185V203H186ZM192 202H193V201H192ZM205 202H206V201H205ZM212 202H213V201H212ZM262 202H263V201H262ZM56 203H57V202H56ZM120 203H121V202H120ZM149 203H150V202H149ZM158 203H160V202H158ZM173 203H174V202H173ZM181 203H179V204L181 205ZM185 203H183V204H185ZM230 203L232 204V202H230ZM237 203H238V202H237ZM237 203H236V204H237ZM260 203H261V202H260ZM101 204H102V203H101ZM101 204H100V205H101ZM121 204H122V203H121ZM126 204H127V203H126ZM160 204L162 205V202H161ZM168 204H169V202H168ZM168 204H167V205H168ZM176 204H178V203H176ZM217 204H218V203H217ZM239 204L241 205V203H239ZM248 204H249V203H248ZM22 205H23V203H22ZM55 205H56V204H55ZM94 205H95V204H94ZM119 205H120V204H119ZM119 205H118V206H119ZM170 205H171V204H170ZM170 205H168V207H169ZM172 205H173V204H172ZM205 205H206V203H205ZM246 205H247V204H246ZM259 205H260V204H259ZM159 206H160V205H159ZM162 206H163V205H162ZM164 206H166V205H164ZM176 206H177V205H176ZM176 206H175L174 208H176ZM178 206H179V205H178ZM178 206H177V207H178ZM186 206L188 207V205H186ZM202 206H203V204H202ZM209 206H210V205H209ZM221 206H222V205H221ZM233 206H234V205H233ZM243 206H244V203H243ZM251 206H252V205H251ZM18 207H19L18 204L15 203V204L13 205V210H17ZM67 207H68V206H67ZM111 207H112V206H111ZM121 207H122V206H121ZM130 207H131V206H130ZM168 207H167V208H168ZM170 207L172 208V206H170ZM170 207H169V210H170ZM179 207L182 208V207H184V206H182V207L179 206ZM179 207H178L177 209H179ZM187 207H186L185 209H187ZM212 207H213V206H212ZM235 207H236V206H235ZM10 208H11V207H10ZM53 208H54V207H53ZM80 208H81V207H80ZM124 208H126V207H124ZM161 208H163V207H161ZM193 208H194V207H193ZM207 208H208V207H207ZM210 208H211V207H210ZM232 208H233V207H232ZM63 209H64V208H63ZM110 209H111V208H110ZM128 209H129V208H128ZM163 209H165V207H164ZM196 209H197V208H196ZM236 209H237V208H236ZM10 210H11V209H10ZM10 210H9V212H10ZM13 210H12V211H13ZM99 210H100V209H99ZM159 210H161L160 207H159L158 211H159ZM167 210H168V209H167ZM172 210H174V209H172ZM208 210H209V209H208ZM221 210H222V209H221ZM228 210H229V209H228ZM7 211H8V210H7ZM43 211H44V214H45V209H44ZM78 211H79V210H78ZM87 211H88V210H87ZM116 211H117V210H116ZM124 211H125V210H124ZM134 211H135V210H134ZM165 211H166V210H165ZM165 211H163V212H164V213L167 212V214H166L167 216H170L169 213L173 212V211H171V212L168 213V211H166V212H165ZM181 211H182V210H181ZM184 211H185V210H184ZM188 211H189V210H188ZM204 211H207V210L204 209ZM232 211H233V210H232ZM234 211H236V210H234ZM237 211H238V210H237ZM237 211H236V212H237ZM14 212H15V211H14ZM111 212H112V211H111ZM127 212H128V210H127ZM163 212H162V214H163ZM178 212H179L180 214L182 213V212H180V210H179ZM186 212H187V211H186ZM189 212H190V211H189ZM213 212H215V211H213ZM224 212H225V211H224ZM56 213H57V211H56ZM149 213H150V212H149ZM154 213H155V212H153V214H154ZM156 213H157V212H156ZM159 213H160V212H159ZM176 213H177V212H176ZM176 213H175V214L173 213V214L176 215ZM187 213H188V212H187ZM187 213H184V214L187 215ZM197 213H198V212H197ZM225 213H226V212H225ZM227 213H228V212H227ZM231 213H232V212H231ZM238 213H239V212H238ZM18 214H17V215H18ZM57 214H58V213H57ZM114 214H115V213H114ZM116 214H117V212H116ZM120 214H121V213H120ZM126 214H127V213H126ZM130 214H131V213H130ZM173 214H172V215H173ZM202 214H203V213H202ZM207 214H209V213H207ZM213 214H214V213H213ZM10 215H11V214H10ZM70 215H71V214H70ZM91 215H92V214H91ZM103 215H104V214H103ZM127 215H128V214H127ZM136 215H137V214H136ZM163 215H164V214H163ZM177 215H178V213H177ZM192 215H193V214H192ZM194 215H195V214H194ZM203 215H204V214H203ZM18 216H19V215H18ZM18 216H16V215L14 214V216H13L12 218L15 219V217H18ZM158 216H160V215H157V217H158ZM183 216H184V215H183V213H182V214H181V217H183ZM189 216H190V215H188V217H189ZM210 216H211V215H210ZM84 217H85V216H84ZM94 217L96 218V216H94ZM99 217H100V216H99ZM99 217H98V218H99ZM124 217H125V215L123 216V218H124ZM131 217H132V216H131ZM157 217L155 216V218H157ZM173 217H176V218H173ZM177 217H180V216H172V217H170V218H173V219H174V220H173L174 222L171 221V220H169V221L173 222V224H171V223L169 224L170 227H171V225H174V224H175V222H176L175 220H176V219H177V221H179ZM199 217H200V216H199ZM207 217H208V216H207ZM230 217H231V216H230ZM12 218H10L9 220H12ZM116 218H117V217H116ZM118 218H119V216H118ZM158 218H159V217H158ZM162 218H163V217H162ZM190 218H191V217H190ZM195 218H196V217H195ZM7 219H8V218H7ZM14 219H13V220H14ZM68 219H69V218H68ZM111 219H112V218H111ZM120 219H121V218H120ZM136 219H137V218H136ZM202 219H203V216H202ZM210 219H212V218H210ZM215 219H216V218H215ZM231 219H232V217H231ZM234 219H235V218H234ZM253 219H254V218H253ZM19 220H20V219H19ZM44 220H45V219H44ZM60 220H61V219H60ZM98 220H99V219H98ZM128 220H130V219H128ZM180 220L182 221V218H180ZM184 220H186V219H184ZM187 220H188V219H187ZM199 220H200V219H199ZM236 220H237V218H236ZM3 221H4V220H3ZM3 221H2V222H3ZM15 221H16V220H15ZM24 221H25V220H24ZM24 221H21V222H24ZM26 221H27V220H26ZM32 221H33V220H32ZM41 221H42V220H41ZM56 221H57V220H56ZM102 221H103V220H102ZM107 221H108V220H107ZM130 221H131V220H130ZM132 221H133V220H132ZM169 221H168V222H169ZM195 221H196V220H195ZM212 221H213V220H212ZM230 221H231V220H230ZM234 221H235V220H234ZM54 222H55V221H54ZM54 222H53V223H54ZM64 222H65V221H64ZM68 222H70V221H68ZM80 222H81V221H80ZM93 222H94V221H93ZM95 222H96V221H95ZM112 222H113V220H112ZM140 222H141V221H140ZM187 222H188V221H187ZM206 222H207V221H205V222H203V223H206ZM215 222H217V221H215ZM218 222H219V221H218ZM223 222H224V220H223ZM241 222H242V221H241ZM18 223H19V222H18ZM24 223H26V222H24ZM39 223H40V222H39ZM43 223H44V222H43ZM66 223H67V222H66ZM98 223H99V222H98ZM121 223H122V222H121ZM144 223H145V222H144ZM176 223H177V222H176ZM201 223H202V222H201ZM203 223H202V224H203ZM232 223H233V222H232ZM14 224H15V223H14ZM14 224H13V225H14ZM80 224H81V223H80ZM128 224H129V223H128ZM132 224H133V223H132ZM141 224H142V223H141ZM148 224H149V223H148ZM164 224H165V223H164ZM166 224H167V223H166ZM184 224H185V221H184ZM211 224H212V223H210V225H211ZM219 224H221V223H219ZM226 224H227V223H226ZM241 224H242V223H241ZM27 225H28V224H27ZM29 225H30V223H29ZM46 225H47V224H46ZM46 225H45V226H46ZM57 225H58V224H57ZM61 225H62V224H61ZM72 225H73V224H72ZM83 225H84V223H83ZM87 225H88V224H87ZM87 225H84V226L86 227ZM111 225H112V224H111ZM205 225H206V224H205ZM208 225H209V224H208ZM210 225H209V226H210ZM222 225H223V224H222ZM243 225H244V224H243ZM74 226H75V225H74ZM118 226H119V225H118ZM124 226H125V225H124ZM140 226H141V225H140ZM140 226H139V227H140ZM162 226H163V225H162ZM166 226H167V225H166ZM246 226H247V225H246ZM32 227H33V225H32ZM32 227H31V228H32ZM66 227H67V226H66ZM98 227H99V226H98ZM98 227H97V228H98ZM108 227H109V225H108ZM127 227H128V226H127ZM132 227H133V226H132ZM146 227H147V226H146ZM163 227H164V226H163ZM168 227H169V226H168ZM173 227H174V226H173ZM191 227H192V226H191ZM195 227H196V225H195ZM228 227H229V226H228ZM244 227H245V226H244ZM55 228H56V227H55ZM77 228H78V227H77ZM224 228H225V226H224ZM251 228H252V227H251ZM251 228H250V229H251ZM20 229H21V228H20ZM67 229H68V228H67ZM82 229H83V227H82ZM87 229H88V226H87L86 230H87ZM90 229H91V228H90ZM90 229H89V230H90ZM94 229H95V228H94ZM127 229H128V228H127ZM142 229H143V228H142ZM146 229H147V228H146ZM168 229H169V228H168ZM212 229H213V228H212ZM212 229H211V230H212ZM215 229H216V228H215ZM218 229H219V228H218ZM246 229H247V228H246ZM21 230H22V229H21ZM45 230H46V229H45ZM47 230H48V229H47ZM62 230H63V229H62ZM194 230H195V229H194ZM194 230L191 229V228L188 230V233H189L190 236L188 237V239H187L185 242L182 241V240H179V242H178V245H179L178 247H179V248H180L181 246H183V247H184V246H187V247H188V250L191 251V252H194V251L197 250V246H198V245H197V239L195 238V234L198 232V230H197V228H196V230H195L196 232H195ZM242 230H243V229H242ZM41 231H42V230H41ZM66 231H67V230H66ZM108 231H109V229H108ZM133 231H134V230H133ZM136 231H138V230H136ZM145 231H146V230H145ZM199 231H200V230H199ZM214 231H215V230H214ZM229 231H230V230H229ZM229 231H228V230H225V229H224V230H222V229L220 230V232H222V233H221V236H222L221 241L223 240V241H222V242H223V245L218 249V250H219V254H217V253L215 252V254H217V256H219L218 258H216V256H213V255H212V256H213V260H214V261H213L214 264H222V261H223V263H224L225 260H226V262H227V259L231 258V257H227V255L224 254V253H226V252H223L224 250L227 251L226 254H228V256H229V254H230L229 252L234 253V255H236V258H235V257H234V258H235V260H237V263H238V264H248V262H247L246 259H247V257L252 253V252H250L251 250H250V251H247V252L250 253V254L247 253V254H249V255H247L246 252H245V251H246L245 245L243 246L242 243L240 244V242H238L237 239H236L235 237L232 236V232H229ZM232 231H233V230H232ZM69 232H70V231H69ZM85 232H86V231H85ZM117 232H118V231H117ZM119 232H120V231H119ZM124 232H125V231H124ZM150 232H151V231H150ZM156 232H157V231H156ZM203 232H205V231H203ZM233 232H235V231H233ZM251 232H252V231H251ZM47 233H49V231H48ZM55 233H56V232H55ZM82 233H83V232H82ZM88 233H89V232H88ZM96 233H97V232H96ZM141 233H142V232H141ZM201 233H202V232H201ZM214 233H216V232H214ZM242 233H243V232H242ZM92 234H93V233H92ZM122 234H123V233H122ZM127 234H128V233H127ZM132 234H133V233H132ZM134 234H136V233H134ZM148 234H149V233H148ZM199 234H200V233H199ZM204 234H206V233H204ZM204 234H203V235H204ZM28 235H29V233H27V231L25 230V228H23L22 237L25 239V238L28 237ZM30 235H31V234H30ZM52 235H53V234H52ZM52 235H50V236H52ZM61 235H62V234H61ZM120 235H121V234H120ZM162 235H163V234H162ZM197 235H198V233H197ZM203 235H201L200 238H201ZM206 235H207V234H206ZM239 235H240V234H239ZM257 235H258V234H257ZM263 235H264V234H263ZM39 236H40V235H39ZM48 236H49V235H48ZM76 236H77V235H76ZM80 236H81V235H80ZM92 236H93V235H92ZM105 236H106V235H105ZM240 236H241V235H240ZM253 236H254V235H253ZM54 237H55V236H54ZM78 237H79V236H78ZM81 237H82V236H81ZM86 237H88V236H86ZM122 237H123V236H122ZM152 237H153V236H152ZM162 237H163V236H162ZM166 237H167V236H166ZM198 237H199V235H198ZM198 237H197V238H198ZM29 238H30V237H29ZM57 238H58V237H57ZM125 238H126V237H125ZM146 238H147V237H146ZM149 238H151V237H149ZM159 238H160V237H159ZM159 238H158V239H159ZM32 239H33V240H36V239H34V238H32ZM63 239H64V238H63ZM91 239H92V238H91ZM93 239H95V238H93ZM98 239H99V238H98ZM106 239H107V238H106ZM121 239L124 241L123 238H121ZM155 239H156V238H155ZM160 239H161V238H160ZM160 239H159L158 241H161ZM201 239H202V238H201ZM201 239H199V240H201ZM203 239H204V237H203ZM209 239H210V237H209ZM219 239H220V237L217 238V240L213 239V241H220ZM22 240H23V239H22ZM38 240H39V239H38ZM50 240H52V239H50ZM85 240H86V239H85ZM156 240H157V239H156ZM156 240H155V241H156ZM162 240H163V239H162ZM258 240H259V239H258ZM262 240H263V239H262ZM19 241H21V240H19ZM23 241H24V240H23ZM36 241H37V240H36ZM36 241H35V242H36ZM41 241H42V240H41ZM52 241H54V240H52ZM57 241H59V240H57ZM61 241H62V240H61ZM63 241H64V240H63ZM63 241H62V242H63ZM69 241L72 242V241L69 239V237H68V241L65 240L66 245H67V242H68V244L70 243ZM76 241H77V240H76ZM82 241H83V240H82ZM86 241H87V240H86ZM95 241H96V240H95ZM103 241H105V240H103ZM107 241H108V240H107ZM110 241H111V240H110ZM116 241H117V240H116ZM131 241H132V240H131ZM135 241H136V240H135ZM150 241H151V240H150ZM201 241H202V240H201ZM204 241H205V239H204ZM240 241H241V240H240ZM45 242H46V240H45ZM91 242H92V241H91ZM108 242H109V241H108ZM133 242H134V241H133ZM18 243H19V242H17V241H15L14 239H12V240L10 241L9 245H8V246H9V250L12 252V254H11V253H10V254L13 256V257L11 258V260H10V263H8V264H26V259H28V260L30 259L31 264H38V262H37L35 259H33V258H35V253H36L37 251H36L35 253H33L31 250H29V245H28V244H25V243H24L23 246H19L20 244L18 245ZM30 243H31V242H30ZM46 243H47V242H46ZM100 243H101V242H100ZM100 243H99V244H100ZM103 243H105V242H103ZM142 243H143V242H142ZM146 243H147V242H146ZM154 243H156V242H154ZM201 243H204V242H201ZM201 243H200V241H199V244H201ZM207 243H208V242H207ZM207 243H206V244H207ZM214 243L216 244V242H214ZM217 243L220 244V242H217ZM262 243H263V242H262ZM37 244H38V243H37ZM59 244H60V243H59ZM63 244H64V247H66V248L69 250V251H66L67 254L70 252V250H73L72 248H73L74 246L77 245V244H75V242H74L75 245L71 243V244L73 245V247H72L71 249H69V248L71 247V244H70V247H68V245L66 246L64 242H63ZM84 244H85V243H84ZM90 244H91V243H90ZM93 244H94V242H93ZM106 244H107V243H106ZM116 244H117V243H116ZM116 244H115V245H116ZM137 244H138V243H136V245H137ZM208 244L210 245V242H209ZM245 244H246V243H245ZM60 245H61V244H60ZM86 245H87V244H86ZM118 245H119V244H118ZM124 245H125V244H124ZM124 245H123V246H124ZM131 245H132V244H131ZM201 245H202V244H201ZM220 245H221V244H220ZM58 246H59V245H57V242L54 241V243L52 244V246H49V250H51V252L54 250L53 253H55V249H57V250H56V251H57L56 253L58 254V251L60 250V249H59L60 246H59V247H58ZM61 246H63V245H61ZM78 246H79V245H78ZM109 246H111V245H109ZM116 246H117V245H116ZM116 246H115V247H116ZM155 246H156V245H155ZM170 246H171V245H170ZM210 246H211V245H210ZM212 246H214V245H212ZM84 247H85V246H84ZM84 247H83V248H84ZM86 247H87V246H86ZM102 247H103V246H102ZM102 247H100V248H102ZM126 247H127V244H126ZM163 247H164V246H163ZM163 247H162V248H163ZM207 247H209V246H207ZM207 247H206V248H207ZM0 248H1V245H0ZM52 248H55V249L52 250ZM74 248H75V247H74ZM113 248H114V247H113ZM116 248H118V247H116ZM152 248H155V247L152 246ZM159 248H160V247H159ZM162 248H161V249H162ZM175 248H176V247H175ZM247 248H249V247H247ZM32 249H33V248H32ZM58 249H59V250H58ZM61 249H63V248H61ZM76 249H78V248H76ZM103 249H104V248H103ZM170 249H171V248H170ZM176 249H177V248H176ZM176 249H175V250H176ZM222 249H223V250H222ZM232 249H233V250H232ZM9 250H8V251H9ZM45 250H47V247H46ZM82 250H83V249H82ZM87 250H89V249H87ZM111 250H112V249H111ZM113 250H114V249H113ZM116 250H117V249H116ZM116 250H115V251H116ZM121 250H122V249H121ZM144 250H145V249H144ZM172 250H173V249H172ZM188 250H187V251H188ZM209 250H210V249H209ZM260 250H261V249H260ZM6 251H7V250H6ZM10 251H9V252H10ZM62 251H65V250L63 249ZM62 251L60 250L59 253H61ZM77 251L79 252V250H77ZM109 251H110V250H109ZM130 251H131V250H130ZM161 251H163V250H161ZM189 251H188V252H189ZM228 251H229V252H228ZM39 252H41V251H39ZM45 252H46V251H45ZM99 252H100V251H99ZM196 252H197V251H196ZM41 253H42V252H41ZM43 253H44V252H43ZM53 253H52V255H51V256H52V259H54V257H55L56 260H55V259H54V260L57 262L58 258H56V256H58L59 254L57 255V254L55 253V254L53 255ZM64 253H65V252H64ZM64 253H63V254H64ZM66 253H65V257H67V256H66ZM82 253H83V252H82ZM82 253H81V254H82ZM84 253H85V252H84ZM86 253H87V251H86ZM90 253H91V252H90ZM115 253H116V252H115ZM144 253H145V252H144ZM156 253H157V252H156ZM173 253H174V252H173ZM173 253H172V254H173ZM44 254H45V253H44ZM46 254L48 255V252H46ZM50 254H51V253H50ZM87 254H89V253H87ZM168 254H169V253H168ZM170 254H171V253H170ZM215 254H214V255H215ZM60 255H61V254H60ZM60 255H59V256H60ZM71 255H72V254L69 253L67 259H65L63 255H62V256H63L64 260H68V261L71 260V259L73 258V256H74V258L81 260V259L78 257V255L76 254V250L73 251V256H72V258L69 257V256H71ZM84 255L86 256V254H84ZM91 255H92V254H91ZM91 255L89 254V256H91ZM125 255H126V254H125ZM141 255H142V254H141ZM154 255H156V254H154ZM220 255H221V256H220ZM223 255H225V256H224V259H225V257H226L225 260L223 259ZM231 255L233 256V254H231ZM231 255H230V256H231ZM62 256H60V257H62ZM87 256H88V255H87ZM110 256H111V255H110ZM132 256H133V255H132ZM205 256H206V255H205ZM237 256H238V257H237ZM252 256H253V255H252ZM262 256H263V255H262ZM43 257H44V255H43ZM105 257H106V256H105ZM126 257H127V256H126ZM139 257H140V256H139ZM139 257H138V258H139ZM168 257H169V256H168ZM172 257H173V256H172ZM44 258H46V257H44ZM63 258H60L59 261H60V262H61V261L63 262V261H64ZM68 258H69V259H68ZM83 258H84V256H82V259H83ZM92 258H94L93 255H92L91 259H89V257H87V258L85 257L84 260H85V259H88V262H90V260L92 261ZM115 258H116V257H115ZM165 258H166V257H165ZM165 258H164V259H165ZM170 258H171V255H170ZM170 258H168V259H170ZM61 259H62V260H61ZM76 259H74V260H76ZM97 259H98V258H97ZM152 259H155V257L152 258ZM8 260H9V259H8ZM43 260H46V261H47L48 259H43ZM74 260H73V261H74ZM84 260H83V262H84ZM235 260H233V263H234ZM55 261H54V262H55ZM68 261H67V262L64 261L63 263H64V264H66V263L68 264ZM71 261H72V260H71ZM71 261H70V262H71ZM73 261H72V263H73ZM77 261H78V260H77ZM85 261H86V260H85ZM96 261H99V262H100V260H96ZM123 261H124V260H123ZM135 261H136V260H135ZM153 261H154V260H153ZM171 261H172V264H178L179 259L172 258ZM210 261H211V260H210ZM228 261H229V260H228ZM261 261H262V260H261ZM62 262H61V263H62ZM70 262H69V263H70ZM144 262H145V261H144ZM151 262H152V260H151ZM226 262H225L224 264H227ZM230 262H231V260L229 261V263H230ZM28 263H29V262H28ZM45 263H46V262L44 261V264H45ZM80 263H81V262H80ZM91 263H93V261H92ZM91 263H90V264H91ZM97 263H98V262H97ZM103 263H104V262L102 261V264H103ZM109 263H110V262H109ZM128 263H129V262H128ZM131 263H132V262H131ZM165 263H166V262H165ZM169 263H170V262H169ZM208 263H209V262H208ZM233 263L231 262L230 264H233ZM235 263H236V262H235ZM237 263H236V264H237ZM46 264H50V263H46ZM51 264H52V260H51ZM70 264H71V263H70ZM83 264H84V263H83ZM85 264H89V263H87V261H86ZM95 264H96V263H95ZM100 264H101V262H100ZM119 264H120V263H119ZM133 264H134V263H133ZM138 264H139V263H138ZM149 264H150V263H149Z\"/></svg>","mask_w":264,"mask_h":264},{"label":"crops","instance_id":"crops-1","mask_svg":"<svg viewBox=\"0 0 264 264\" xmlns=\"http://www.w3.org/2000/svg\"><path fill=\"white\" fill-rule=\"evenodd\" d=\"M56 127H58V126L56 125ZM41 132H42V134H44L43 129H41ZM53 132H54L55 136H52L51 138H49V137L45 138L42 135V137H39V140L36 139V144H35L36 146H38V148L36 149V153H40V152L42 153L43 152L42 153L43 155L39 154V157L37 158L39 160V162H41V163L36 164V170L37 171L35 174L36 181L34 184L35 194H36L37 200H39L41 203H44V205H46V204L51 205V200H53L52 196L56 193V191L61 190V189L63 190L65 188V186L68 187V190H67L68 197L70 194H72V196H73V190L75 188V181L73 180L74 176L72 175V173H71V177H70V173H69L70 171L69 170L67 171V173H65V171L62 170V168L64 169L67 167H68V169H71L72 165L70 164L69 166L66 165V167H60V165L58 164V162H60V160H58L59 152L62 151L64 153H67V147L66 146L67 145L71 146V144L74 145V143L72 141L70 142V140H71L70 138L60 136L58 130H56V131L53 130ZM50 139H52L53 141H51ZM58 145H59V147H58ZM39 146L42 148L41 150H39ZM31 150L32 149L30 146V151ZM49 154H50V156H49ZM54 159H56V160H54ZM65 178H67L66 182H65ZM70 178H71V181H70ZM64 192H65V190H63V193ZM50 193H52V194L50 195ZM72 202H73V198H72Z\"/></svg>","mask_w":264,"mask_h":264}]
</instances>
